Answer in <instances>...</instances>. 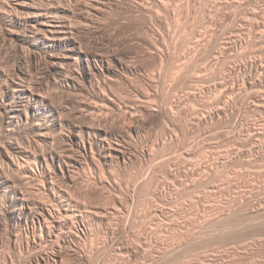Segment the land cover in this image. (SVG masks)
Segmentation results:
<instances>
[{
  "label": "bare ground",
  "instance_id": "bare-ground-1",
  "mask_svg": "<svg viewBox=\"0 0 264 264\" xmlns=\"http://www.w3.org/2000/svg\"><path fill=\"white\" fill-rule=\"evenodd\" d=\"M153 1V0H152ZM150 2L148 0H140L137 9H139L140 13L142 12L145 16L150 14L151 18L159 24L157 27L164 28L167 27L164 23L162 17L160 16L161 11L159 14L154 12L153 6L156 8H160L168 11V0H157ZM182 1V0H181ZM234 1V0H232ZM242 1V0H241ZM247 1V0H245ZM260 1V0H259ZM171 2V1H170ZM178 4L179 1H177ZM194 2V1H193ZM236 2V1H235ZM243 2V1H242ZM114 0H0V46L5 51L6 57L0 60V232L3 231L5 233L4 237L7 239L6 243L9 246L14 247L15 249H22L31 251V254L25 258L23 256L22 261L24 264H96L98 261L96 258L97 256L102 253L100 252V248L96 247L95 245H90L91 247L87 246L85 240L88 239L87 232L83 237L84 231L83 229L80 230V227L87 225V220L85 215H88L91 219L90 215H97L99 216L98 211L96 209H90L86 207L81 200H76L73 198V188L77 187L81 180L93 181L95 183L102 184V186H108L115 192H118L116 195L118 197L120 195H125L127 198L131 196V198L135 197L138 193L130 195V193H125L122 191V187L118 184L119 180L117 181L115 173H117V169H123V167L127 166L129 162H131L135 158V149H134V136H138L140 134V129L137 126L139 124H144V116L160 114V117L165 116L167 114V118L170 119L171 125H175L178 121L179 113L183 114L182 108L186 102L193 99H198V95L191 92L187 93V100H176L171 102V97L166 99L170 100L171 103L167 101L165 105L168 104V109L165 114L162 115L164 112L161 111L162 106L158 109L156 106L158 103L157 100L160 101L161 94L159 93V89L163 87V80L161 82L160 75L156 78L148 77L142 82L145 81L146 86L141 88L135 87L133 85V78L136 76H140V72L136 66H131L132 64L125 61L124 58L120 57L117 52L113 49V45L110 41L109 35L103 33L104 26L102 25L103 22H100V19L106 17L109 12V9L113 5ZM202 3V2H201ZM239 3V2H238ZM246 2H244L245 4ZM250 3V2H249ZM254 3V2H253ZM135 4V3H134ZM170 4V3H169ZM190 4V2H189ZM230 4V3H229ZM233 4V2H232ZM243 4V5H244ZM130 5V4H129ZM181 5H183L181 3ZM227 5V3H226ZM231 5V4H230ZM229 5V6H230ZM237 5V4H236ZM240 5V4H238ZM261 5V4H260ZM179 6V5H178ZM188 6V5H187ZM190 6V5H189ZM251 6V5H250ZM253 6V5H252ZM131 7V6H130ZM133 7V6H132ZM131 7V8H132ZM171 8V6H169ZM181 7V6H180ZM186 7V6H185ZM196 7V6H195ZM239 7V6H238ZM248 7V6H247ZM254 7V6H253ZM259 7V6H258ZM115 8V7H114ZM169 8V9H170ZM177 8V7H176ZM189 8V7H187ZM191 8V7H190ZM223 8V7H221ZM226 8V7H225ZM232 8V7H230ZM229 8V9H230ZM240 8V7H239ZM246 8V6H245ZM252 8V7H251ZM264 8V7H263ZM173 9V8H172ZM175 9V8H174ZM183 9V8H182ZM227 9V10H229ZM235 9V7H234ZM243 9V8H242ZM241 9V11H243ZM254 9V8H253ZM257 9V8H256ZM255 12L256 13V10ZM190 10V9H189ZM236 10V9H235ZM235 10L233 12H235ZM245 10V9H244ZM261 10V9H260ZM179 11L178 9L176 10ZM181 11V9H180ZM195 12V10H193ZM197 11V9H196ZM246 11V10H245ZM135 12V11H134ZM137 12V11H136ZM182 12V11H181ZM191 12V11H190ZM193 12V13H194ZM240 12V11H239ZM253 12V11H252ZM258 12V11H257ZM264 12V10H263ZM163 13V12H162ZM179 13V12H178ZM187 13V12H186ZM198 13V11H197ZM195 13V14H197ZM242 13V12H241ZM250 13V12H249ZM175 14V13H173ZM172 14V15H173ZM177 14V13H176ZM175 14V15H176ZM200 14V13H199ZM253 14V13H251ZM258 14V13H257ZM166 15V13L164 14ZM180 15V14H179ZM189 15V14H188ZM228 15V14H227ZM133 16V15H132ZM167 16V15H166ZM169 17L171 15H168ZM182 16V15H181ZM247 16V15H246ZM249 16V15H248ZM142 17V16H141ZM187 17V16H186ZM191 17V16H189ZM187 17V18H189ZM230 16H228L229 18ZM259 17V16H258ZM143 18V17H142ZM183 18V17H182ZM195 18V17H194ZM198 18V17H197ZM200 18V17H199ZM232 18V17H231ZM245 18V17H244ZM247 18V17H246ZM250 18H252L250 16ZM249 18V20H250ZM255 18V16H254ZM264 18V17H261ZM110 19V18H109ZM169 19V18H168ZM172 19V17H171ZM177 19V17L175 18ZM180 19V18H178ZM233 19V18H232ZM242 19V18H241ZM104 20V19H103ZM108 20V19H107ZM137 20V19H136ZM146 20V19H145ZM181 20V19H180ZM192 20V19H191ZM197 20V19H196ZM239 20V19H238ZM257 20V19H255ZM105 21V20H104ZM135 21V20H134ZM147 21V20H146ZM149 21V20H148ZM167 21V20H165ZM178 21V20H177ZM193 21V20H192ZM191 21V22H192ZM195 21V20H194ZM244 21V20H243ZM248 21V20H247ZM253 21V20H252ZM260 21V20H259ZM149 24L154 26V23ZM173 22V20H172ZM176 22V21H175ZM180 22V21H179ZM196 22V21H195ZM258 22V21H257ZM102 23V24H101ZM136 23V22H135ZM151 23V22H150ZM174 23V22H173ZM193 23V22H192ZM236 23V22H235ZM241 23V22H240ZM239 23V25H240ZM253 23V22H252ZM256 23V22H255ZM106 24V23H105ZM137 24V23H136ZM195 24V23H193ZM199 24V22H198ZM135 25V24H134ZM169 25V24H168ZM180 25V23L178 24ZM182 25V24H181ZM180 25V26H181ZM188 25V24H186ZM200 25V24H199ZM251 25V24H250ZM253 25V24H252ZM251 25V26H252ZM260 25V24H258ZM137 26V25H136ZM139 26V25H138ZM144 26V25H143ZM142 26V27H143ZM156 26V24H155ZM185 26V25H183ZM191 26V25H190ZM211 26V25H210ZM243 26V25H242ZM197 27V26H196ZM235 27V25H234ZM241 27V26H240ZM250 27V26H249ZM144 28V27H143ZM153 28V27H152ZM156 28V27H155ZM169 28V27H168ZM167 28V29H168ZM171 28V27H170ZM169 28V29H170ZM176 28V26L174 27ZM185 28V27H184ZM183 28V29H184ZM194 28V27H193ZM192 28V29H193ZM198 28V27H197ZM197 28L195 30H197ZM244 28V27H243ZM247 28V27H246ZM158 29V28H157ZM161 30V28H159ZM179 29V28H178ZM186 29V28H185ZM184 29V30H185ZM189 29V28H188ZM199 29V28H198ZM208 29V28H207ZM212 29V26H211ZM235 29V28H232ZM239 29V27H238ZM153 31V29H151ZM210 30V29H209ZM259 30V29H258ZM263 30V29H262ZM156 31V30H155ZM154 31V36L156 39L161 38L158 36H162ZM159 31V30H158ZM162 31V30H161ZM170 31V30H169ZM180 31V30H179ZM201 31V30H200ZM241 31V30H240ZM250 31V30H249ZM248 31V33H249ZM264 31V30H263ZM194 32V29H193ZM208 32V31H207ZM206 32V33H207ZM210 32V31H209ZM208 32V33H209ZM253 32V31H252ZM262 34V31H260ZM164 33V31H163ZM167 33V32H166ZM175 33V32H173ZM182 33V32H181ZM196 33V32H195ZM201 33V32H200ZM203 33V32H202ZM201 33V34H202ZM223 33V32H222ZM245 33V32H244ZM259 33V32H257ZM152 34V33H151ZM158 34V35H157ZM177 34V32H176ZM185 34V33H183ZM205 34V33H204ZM213 34V33H212ZM228 34V33H227ZM236 34V33H235ZM234 34V36H235ZM253 34V33H252ZM264 34V32H263ZM190 35V34H189ZM211 35V34H210ZM220 35V33H219ZM222 35V34H221ZM233 35V34H232ZM246 35V34H244ZM150 36V34H149ZM165 36V35H164ZM167 36V35H166ZM165 36V37H166ZM179 36V35H178ZM182 36V35H181ZM180 36V37H181ZM188 36V33L187 35ZM195 36V34H194ZM202 36V35H201ZM199 36V37H201ZM207 36V35H206ZM204 36V37H206ZM223 36V35H222ZM249 36V35H248ZM247 36V37H248ZM254 36V35H253ZM261 35H259L260 37ZM263 36V35H262ZM152 37V36H151ZM154 37V38H155ZM164 39L162 40L167 43ZM180 37L178 39H180ZM193 37V36H190ZM203 37V39H204ZM211 37V36H210ZM219 37V36H218ZM231 37V35H230ZM233 37V36H232ZM244 37V36H243ZM146 38V35H145ZM176 38V35H175ZM174 38V39H175ZM182 38V37H181ZM208 38V37H206ZM221 38V37H220ZM219 38V39H220ZM242 38V37H240ZM250 38V36L248 37ZM247 38V39H248ZM255 38V37H254ZM257 38V37H256ZM262 38V37H261ZM159 39V40H161ZM177 39V40H178ZM184 39V38H183ZM187 39V38H186ZM190 39V38H189ZM194 39V38H193ZM196 39V37H195ZM198 39V38H197ZM202 39V40H203ZM226 39V38H225ZM236 39V38H234ZM233 39V40H234ZM251 39V38H250ZM172 40V39H171ZM181 40V39H180ZM190 39L189 41H191ZM207 40V39H206ZM209 40V39H208ZM211 40V39H210ZM230 40V39H228ZM261 40V39H259ZM111 45L107 47H102L103 42ZM158 41V40H157ZM187 41V40H186ZM197 40H195L196 42ZM255 41V40H254ZM262 41V40H261ZM147 42V40H146ZM172 43L167 44V47L163 43L161 46V42H154L153 40H149L147 42L148 46L152 47L150 50H153L151 54L157 58V61L160 62V66L162 67L163 73L167 72L168 76H179V82H183L185 76H190V73L193 72L196 74V65L194 63L187 64L185 62H181L178 54L177 48L173 46L174 41H170ZM177 42V41H176ZM224 42V41H223ZM221 41V45L223 43ZM235 42V41H234ZM244 42V41H242ZM263 42V41H262ZM156 43V44H155ZM160 43V45H159ZM184 43V41H183ZM188 43V42H185ZM254 43V42H253ZM115 44V43H114ZM192 44V42H191ZM195 44V43H194ZM214 44V43H213ZM262 44V43H261ZM260 44V45H261ZM205 45V44H203ZM235 45V44H234ZM244 45V44H243ZM249 45V44H247ZM259 45V44H258ZM115 46V45H114ZM186 47V44H184ZM199 46V45H198ZM197 46V47H198ZM213 46V45H211ZM223 46V45H222ZM231 46V45H230ZM262 46V45H261ZM100 47V50L93 51V48ZM166 47V48H165ZM178 47V46H177ZM182 47V46H181ZM184 47V48H185ZM188 47V46H187ZM193 46L192 48H194ZM203 47V46H202ZM219 47H221L219 45ZM225 47V45H224ZM240 47V46H238ZM258 47V46H256ZM0 48V50H1ZM204 48V47H203ZM214 48V47H213ZM217 48V47H216ZM229 48V47H228ZM234 48V47H233ZM260 48V47H259ZM263 48V46H262ZM202 49V48H201ZM201 49L200 50L201 52ZM258 49V48H257ZM181 50V48H180ZM191 50V49H190ZM194 50V49H193ZM192 50V51H193ZM196 50V49H195ZM204 50V49H203ZM231 50V49H229ZM184 51V50H183ZM207 51V49H206ZM205 51V52H206ZM209 51V50H208ZM217 51V50H216ZM223 51V50H222ZM3 52V51H2ZM119 52V51H118ZM189 52V51H188ZM187 52V53H188ZM191 52V51H190ZM199 53L198 51H196ZM254 52V51H253ZM4 53V54H5ZM181 53V51H180ZM194 53V52H193ZM195 53V54H197ZM202 53V52H201ZM212 53V52H211ZM219 53V52H218ZM229 53V52H228ZM241 53V52H240ZM15 55V64L9 65L7 57L10 55ZM194 54V55H195ZM230 54V53H229ZM228 54V55H229ZM262 54V53H261ZM182 57L184 54H181ZM202 55V54H201ZM220 55V54H219ZM238 55V54H237ZM254 55V54H253ZM259 56V54H257ZM210 56V55H209ZM223 56V54H222ZM4 57V56H3ZM154 57V58H155ZM181 57V56H180ZM214 57V56H213ZM225 57V56H224ZM239 57V56H238ZM256 57V55H255ZM260 57V56H259ZM184 58V57H183ZM190 58V57H189ZM188 58V59H189ZM198 59V57H196ZM201 58H203L201 56ZM231 58V57H230ZM264 58V57H263ZM187 59V60H188ZM191 59V58H190ZM189 59V60H190ZM194 59V58H193ZM205 59V58H203ZM214 59V58H213ZM219 59V58H218ZM224 59V58H223ZM237 59V58H236ZM240 59V58H239ZM259 59V58H258ZM261 59V58H260ZM207 60V59H206ZM210 60V59H209ZM221 60V58H220ZM263 60V59H261ZM197 61V60H195ZM201 61V60H199ZM214 61V60H213ZM219 61V60H217ZM234 61V60H233ZM236 61H239L238 59ZM243 63V60H241ZM252 61V60H251ZM188 62V61H187ZM193 62V61H192ZM204 62V61H203ZM227 62V61H226ZM254 62V61H253ZM257 62V61H256ZM263 62V61H262ZM132 63V62H131ZM133 63H135L133 61ZM183 63H186L183 65ZM200 63V62H199ZM207 63V62H205ZM209 63V62H208ZM217 63V62H216ZM232 63V62H231ZM245 63V62H244ZM243 63V64H244ZM157 64V63H156ZM198 64V63H197ZM215 64V63H214ZM252 64V63H251ZM260 64V63H259ZM137 65V64H136ZM201 65V63H200ZM205 65V64H204ZM221 65V64H220ZM233 65V64H232ZM206 66V65H205ZM227 66V65H225ZM224 66V67H225ZM237 66V64H236ZM250 66V65H249ZM257 66V65H256ZM255 66V67H256ZM262 66V65H260ZM202 67V66H201ZM218 67V66H217ZM215 67V68H217ZM223 67V68H224ZM234 67V66H233ZM251 67V66H250ZM253 67V66H252ZM159 68V67H158ZM205 68V67H203ZM231 68V67H230ZM242 68V67H241ZM202 69V68H200ZM207 69V68H205ZM204 69V70H205ZM237 69H239L237 67ZM253 69V68H252ZM255 69V68H254ZM257 69V68H256ZM261 69V67H259ZM258 69V73L260 72ZM264 69V68H263ZM262 69V70H263ZM208 70V69H207ZM220 70V68L218 69ZM222 70V69H221ZM220 70V71H221ZM228 70V69H227ZM231 70V69H230ZM233 70V69H232ZM146 71V70H145ZM210 71V70H208ZM217 71V70H214ZM219 71V72H220ZM237 71V70H236ZM245 71V70H244ZM249 71V70H248ZM34 72H37L38 78L34 76ZM160 72V71H159ZM203 72V71H202ZM212 72V71H211ZM211 72L209 74H211ZM239 72V71H238ZM264 72V71H262ZM261 72V73H262ZM157 73V72H156ZM198 73V72H197ZM228 73V72H227ZM241 73V72H240ZM249 73V72H248ZM254 73V72H253ZM260 73V75H261ZM145 74V73H144ZM148 74V73H147ZM152 73H150L151 75ZM161 74V73H160ZM166 74V73H165ZM193 74V73H192ZM199 74V73H198ZM203 74V73H202ZM213 74V73H212ZM224 74V73H223ZM239 74V73H238ZM149 75V76H150ZM163 78H164V74ZM206 75V74H205ZM218 75V74H217ZM244 75V74H242ZM142 76V75H141ZM157 76V75H156ZM167 75H165L166 77ZM167 76V77H168ZM192 76V75H191ZM194 76V75H193ZM196 76V75H195ZM200 76V75H199ZM220 76V75H219ZM222 76V75H221ZM257 76V74H256ZM147 77V76H145ZM162 77V76H161ZM166 77V78H167ZM198 77V76H197ZM205 77V76H204ZM244 77V76H243ZM242 77V78H243ZM260 77V76H259ZM263 77V76H262ZM141 78V77H140ZM185 78V79H184ZM202 78V77H201ZM216 78V76H215ZM220 78V77H219ZM249 78V77H248ZM254 78V77H252ZM142 79V78H141ZM184 79V80H183ZM207 79V77H206ZM224 79V78H223ZM222 79V80H223ZM226 79V78H225ZM228 79V78H227ZM245 79V78H243ZM241 79V80H243ZM264 79V78H263ZM175 80V79H174ZM188 80V79H187ZM191 80V79H190ZM210 80V79H209ZM208 80V81H209ZM212 80V79H211ZM218 80V79H217ZM234 80V79H232ZM240 80V81H241ZM251 80V79H250ZM246 80L244 81L243 87L236 88L240 84L236 86H228L230 88L223 90L228 93L234 95L236 89H239L238 93L241 94L243 91H247L250 89L253 93L256 88H258L261 84H264V80H258L257 78L254 81ZM253 80V79H252ZM138 81V80H137ZM166 81V79H165ZM168 81V80H167ZM172 81V79L170 80ZM194 81V80H193ZM200 80L199 82H201ZM228 81V80H227ZM122 82L126 85L128 91L127 93H120L116 90L117 85ZM177 82V78H176ZM211 82H214L212 80ZM217 82V81H215ZM222 82V81H221ZM220 82V83H221ZM225 81L221 83L224 84ZM230 82V81H229ZM144 83V82H143ZM166 83V82H165ZM169 83V82H168ZM186 83V82H185ZM193 83V82H192ZM142 84V85H145ZM167 84V83H166ZM177 84V83H176ZM206 84V83H205ZM209 84V83H208ZM118 85V86H119ZM141 85V84H140ZM180 84H178L179 86ZM209 85H212L209 84ZM207 85V86H209ZM124 86V85H123ZM122 86V88H123ZM172 86V85H171ZM197 86V85H196ZM199 86V84H198ZM206 86V85H205ZM218 89L217 84L215 85ZM193 87V86H192ZM215 87V88H216ZM226 87V86H225ZM119 88V87H117ZM121 88V87H120ZM168 88V86H167ZM166 88V89H167ZM174 88V87H173ZM191 88V87H190ZM202 88V87H201ZM211 88V87H210ZM214 88V89H215ZM236 88V89H235ZM172 89V88H170ZM169 89V90H170ZM189 89V88H187ZM195 89V87H194ZM197 89V88H196ZM199 89V88H198ZM213 89V88H212ZM217 89L215 91H217ZM219 89L220 85H219ZM222 89H224L222 87ZM221 89V91H222ZM262 89V88H260ZM260 89L258 91H260ZM125 90V89H124ZM174 89L173 91H175ZM193 90V89H192ZM202 89H199V91ZM207 90V89H206ZM228 90V91H227ZM241 90V91H240ZM184 91V90H183ZM197 91V92H199ZM210 91V90H209ZM214 91V90H212ZM222 93L225 95V92ZM249 91L250 96L246 93L248 97H252L253 94ZM190 92V91H189ZM196 92V91H195ZM201 92V91H200ZM207 92V91H206ZM211 92V91H210ZM218 92V91H217ZM256 92V91H255ZM264 91L258 92V94H254V102H256L257 107H261L264 110ZM130 93H135V95H131ZM177 93V92H176ZM221 93V96L223 94ZM126 94V95H125ZM170 94V93H168ZM175 94V93H174ZM185 94V93H184ZM201 94V93H200ZM237 94V91L236 93ZM241 94L238 96L240 97ZM163 95V94H162ZM173 95V94H171ZM170 95V96H171ZM204 95V94H203ZM210 95V94H209ZM217 95V94H215ZM214 95V96H215ZM220 95V94H219ZM218 95V96H219ZM232 95L229 98H232ZM252 95V96H251ZM182 96V94H181ZM185 96V97H186ZM208 96V95H206ZM212 96V95H210ZM220 96V98H221ZM236 96V95H235ZM167 97V96H166ZM175 97V96H174ZM227 97V96H226ZM237 97V96H236ZM235 97V98H236ZM202 98V97H201ZM205 98V97H204ZM218 98V97H216ZM215 98V99H216ZM223 98H225L223 96ZM221 98V99H223ZM234 98V97H233ZM244 98V97H243ZM242 98V99H243ZM176 99V98H175ZM181 99V98H180ZM183 99V98H182ZM210 99V98H209ZM239 99V98H237ZM241 99V97H240ZM239 99V100H240ZM199 100H201L199 98ZM206 100V99H205ZM208 100V99H207ZM211 100V99H210ZM218 100V99H217ZM216 100V101H217ZM224 100V99H223ZM238 100V101H239ZM158 101V102H159ZM161 104L163 105L162 102ZM215 101V102H216ZM220 101V100H219ZM216 102L219 111H215V113L227 114L228 112V105L230 104H223V106L218 105ZM227 101V100H226ZM230 100H228L229 102ZM243 101V100H242ZM246 101V100H245ZM159 102V103H160ZM200 102V101H199ZM213 102V100H212ZM225 100L223 101V103ZM247 102V101H246ZM251 102V101H249ZM248 102V103H249ZM253 102V101H252ZM156 105H154V104ZM214 103V102H213ZM221 103V101H220ZM236 103V102H235ZM171 107H170V105ZM189 104V103H188ZM192 104V103H191ZM198 103H195V106ZM210 103H208L209 105ZM239 104V103H238ZM255 104V103H253ZM215 106V103L212 104ZM211 105V106H212ZM233 105V104H231ZM159 106V105H158ZM191 106V105H189ZM203 106V104H202ZM207 106V105H206ZM215 106V107H217ZM165 107V106H164ZM162 108V110L164 109ZM192 107V106H191ZM221 107V108H220ZM237 107V106H236ZM239 107V106H238ZM243 107V106H242ZM256 107V106H255ZM167 108V107H166ZM188 108V107H187ZM193 108V107H192ZM198 108V106H197ZM205 108V107H204ZM211 108V107H207ZM234 108V107H233ZM232 108V109H233ZM189 109V108H188ZM194 109V108H193ZM201 108H198V110ZM214 109V108H212ZM236 109V108H235ZM186 110V109H185ZM190 110V112L195 111ZM203 110V109H202ZM209 110V109H208ZM243 110V109H242ZM257 111V110H256ZM259 111V110H258ZM186 112V111H185ZM206 112V110H205ZM194 113V112H193ZM196 113L199 114L198 111ZM195 113V114H196ZM202 113V112H201ZM200 113V114H201ZM209 113V112H208ZM212 113V112H211ZM214 113V112H213ZM214 113V114H215ZM229 113V112H228ZM243 113V112H242ZM246 113V112H245ZM244 113V115H245ZM185 114V113H184ZM192 114V113H191ZM206 114V113H205ZM214 114H212L214 116ZM162 115V116H161ZM188 115V114H187ZM208 115V114H207ZM210 115L211 117H213ZM233 115V114H232ZM238 115V113H237ZM186 116V115H185ZM199 117V115H197ZM201 116V115H200ZM206 116V115H205ZM204 116V117H205ZM216 116V114H215ZM214 116V117H215ZM152 117V116H151ZM198 121L204 117H196ZM207 117V116H206ZM238 117V116H237ZM252 117V116H251ZM166 118V119H167ZM183 118V116H182ZM193 118V117H192ZM242 118V117H241ZM161 119V118H160ZM181 119V118H180ZM186 119V118H185ZM187 120V119H186ZM193 120V119H192ZM195 120V119H194ZM232 120V119H231ZM236 120V119H235ZM167 121V122H170ZM182 121V120H181ZM188 121V120H187ZM191 121V119H190ZM203 121L202 119L199 121ZM213 121V120H212ZM215 121V120H214ZM249 122V118L247 120ZM251 121V120H250ZM260 121V120H259ZM258 121V122H259ZM162 122V121H161ZM164 122V121H163ZM185 122V121H184ZM204 122V121H203ZM208 122V120H207ZM210 122V121H209ZM240 122V121H239ZM245 122V120H244ZM243 122V123H244ZM183 123V122H180ZM178 123L179 125H182ZM186 123V122H185ZM194 123V122H193ZM192 123V124H193ZM216 123V122H215ZM261 123V122H260ZM184 124V123H183ZM188 124V123H187ZM191 124V122H190ZM195 124V123H194ZM219 124V123H217ZM241 124V123H240ZM249 124V123H248ZM251 124V123H250ZM186 125V124H185ZM184 125V126H185ZM246 126V124H243ZM256 125V123H255ZM260 125V124H259ZM262 125V124H261ZM178 126V125H177ZM195 126V125H193ZM192 126V127H193ZM212 126V125H211ZM233 126V125H232ZM183 128V126H181ZM180 127V128H181ZM190 127V126H189ZM188 127V129H189ZM256 127V126H255ZM258 127V126H257ZM166 128V127H165ZM170 128V127H169ZM185 128V127H184ZM183 128V129H184ZM196 128V127H195ZM194 128V129H195ZM198 128V127H197ZM202 128V127H201ZM247 128V127H246ZM261 128V127H260ZM263 128V127H262ZM164 129V128H163ZM168 129V128H167ZM171 129V128H170ZM173 129V128H172ZM176 129V128H175ZM187 129V130H188ZM208 129V128H207ZM210 129V128H209ZM166 130V129H164ZM169 130V129H168ZM179 130V129H178ZM177 130V131H178ZM181 130V129H180ZM185 130V129H184ZM198 130V129H196ZM171 131V130H170ZM174 131V130H173ZM204 131V130H203ZM235 131V130H234ZM166 132V131H165ZM172 132V131H171ZM176 132V131H175ZM185 132V131H184ZM195 132V131H194ZM242 132V131H241ZM244 132V131H243ZM246 132V131H245ZM249 133H253V136L258 139H263L264 135L258 130L256 131L254 128L248 129ZM179 133V132H177ZM197 133V132H196ZM207 133V132H206ZM224 133V132H223ZM222 133V134H223ZM232 133V132H231ZM237 133V132H236ZM163 134V133H162ZM184 134V133H183ZM204 134V133H203ZM218 134V133H217ZM220 134V133H219ZM225 134V133H224ZM234 134V133H233ZM244 134V133H243ZM248 134V133H247ZM246 134V135H247ZM166 135V134H165ZM170 135V134H169ZM173 135V134H171ZM175 135V134H174ZM179 135V134H178ZM177 135V136H178ZM205 135V134H204ZM207 135V134H206ZM212 134H210L211 136ZM245 135V136H246ZM194 136V135H193ZM200 136V134H199ZM218 136V135H216ZM230 136V135H229ZM234 136V135H233ZM137 137V138H138ZM171 137V136H170ZM190 137V136H189ZM207 137V136H206ZM252 137V136H251ZM165 138V137H164ZM177 138V137H176ZM175 138V139H176ZM188 138V137H187ZM197 138V137H195ZM194 138V139H195ZM213 138V137H212ZM219 138V137H218ZM236 138V137H235ZM179 139V138H178ZM176 139V140H178ZM191 139V138H190ZM193 139V141H194ZM229 139V138H228ZM233 139V137H232ZM138 140V139H137ZM172 142L173 137L171 138ZM170 140V141H171ZM188 140V139H187ZM196 140V139H195ZM199 140V139H198ZM206 140V139H205ZM211 140V139H209ZM218 140V139H217ZM230 140V139H229ZM234 140V139H233ZM264 140V139H263ZM180 141V140H179ZM179 141H177L179 143ZM191 140V142H193ZM208 141V140H207ZM215 141V140H214ZM165 142V141H164ZM176 142V144H177ZM190 142V144H191ZM205 142V141H204ZM218 142V141H216ZM228 142V141H227ZM247 142V141H246ZM254 142V140H253ZM261 142V141H260ZM259 142V143H260ZM264 142V141H263ZM262 142V143H263ZM167 142H165L166 144ZM171 144V142L168 141ZM181 143V142H180ZM188 143V142H187ZM196 143V142H195ZM199 143V141H198ZM239 143V142H238ZM248 143V142H247ZM164 144V146H165ZM184 144V143H183ZM209 144V143H207ZM219 144V143H214ZM213 144V145H214ZM226 144V143H225ZM231 144V143H230ZM237 144V143H236ZM138 145V144H137ZM159 145V144H157ZM168 145V144H167ZM174 145V144H173ZM179 145V144H178ZM197 145V144H196ZM201 145V144H200ZM206 145V144H205ZM211 145V144H210ZM209 145V146H210ZM257 145V144H256ZM151 146V145H150ZM172 146V145H171ZM185 146V144H184ZM190 147V145H188ZM217 146V145H216ZM227 146V145H225ZM235 146V145H233ZM263 146V145H262ZM137 147V146H136ZM152 147V146H151ZM175 147V146H173ZM177 147V146H176ZM186 147V146H185ZM195 147V146H194ZM197 147V146H196ZM195 147V148H196ZM204 147V146H203ZM201 146V148H203ZM230 147V146H229ZM228 147V149H229ZM240 147V146H239ZM260 147V146H259ZM154 148V147H153ZM152 148V149H153ZM194 148V150H195ZM214 148V147H213ZM249 148V147H248ZM252 148V146H251ZM150 149V148H148ZM167 149V148H166ZM178 149V148H177ZM197 149V148H196ZM232 149V148H231ZM235 149V148H234ZM250 149V148H249ZM145 150V148H144ZM163 150V147H162ZM168 150V149H167ZM166 150V151H167ZM172 150V149H171ZM176 150V149H175ZM190 150V149H189ZM211 149L209 148L208 151ZM219 150V149H218ZM217 150V151H218ZM227 150V149H226ZM236 150V149H235ZM234 150V151H235ZM153 151V150H152ZM164 150V152L166 153ZM184 151V150H183ZM190 151H193L192 149ZM200 151V150H199ZM212 151V150H211ZM228 151V150H227ZM233 151V150H232ZM139 152V151H138ZM145 154V151H141ZM147 152V151H146ZM157 152V151H156ZM160 152V151H159ZM158 152V153H159ZM163 152V151H162ZM178 152V151H177ZM176 152V153H177ZM194 152V151H193ZM196 152V151H195ZM194 152V153H195ZM214 152V151H213ZM237 152V151H236ZM250 152V151H249ZM248 152V153H249ZM149 153L151 151L149 150ZM148 153V154H149ZM175 153V152H174ZM188 153V152H187ZM186 153V154H187ZM192 153V154H194ZM206 153V152H205ZM219 153V152H218ZM231 153V152H229ZM235 153V152H234ZM241 153V152H240ZM257 153V152H256ZM262 153V152H261ZM260 153V154H261ZM154 154V151L153 153ZM162 154V153H160ZM190 154V153H189ZM188 154V155H189ZM213 154V153H212ZM222 154V153H221ZM220 154V156H221ZM232 154V153H231ZM238 154V153H237ZM147 155V154H145ZM171 155V154H170ZM208 155V154H207ZM206 155V156H207ZM214 155V154H213ZM223 155V154H222ZM234 155V154H233ZM240 155V154H239ZM150 156V155H148ZM155 156V155H154ZM162 156V155H161ZM174 156V155H172ZM177 156V155H176ZM182 156V155H181ZM180 156V157H181ZM184 156V154H183ZM201 156V155H200ZM205 156V157H206ZM210 156V155H208ZM231 155H229L230 157ZM235 156V155H234ZM253 156V155H252ZM264 156V155H263ZM153 157V155H152ZM179 157V156H177ZM176 157V158H177ZM186 157V155L184 156ZM204 157V156H203ZM219 157V156H218ZM246 157V155L244 156ZM251 157V155H250ZM254 157V156H253ZM262 158V155L258 156ZM141 158V156H140ZM139 158V159H140ZM147 158V157H146ZM154 158V157H153ZM188 158V157H187ZM190 158V156H189ZM199 158V157H198ZM207 158V157H206ZM205 158V159H206ZM209 158V157H208ZM211 158V157H210ZM209 158V159H210ZM214 158V157H212ZM223 158V157H222ZM225 158V157H224ZM237 158V157H236ZM243 158V156H242ZM138 159V160H139ZM180 159V158H179ZM191 159V158H190ZM195 158H192V161ZM217 159V158H216ZM255 159V158H252ZM146 160V159H145ZM151 160V159H150ZM187 160V159H186ZM196 160V159H195ZM203 160V159H200ZM233 160V159H230ZM251 160V159H250ZM137 161V160H136ZM148 161V160H147ZM178 161V160H176ZM181 161V159H180ZM191 161V160H190ZM209 161V160H208ZM214 161V160H213ZM245 161V160H244ZM146 162V161H145ZM185 162V161H184ZM188 162V161H187ZM203 162V161H202ZM223 162V161H222ZM250 162V161H249ZM148 163V162H147ZM205 163V162H204ZM213 163V162H212ZM228 163V162H226ZM235 164V162H233ZM251 163V162H250ZM249 163V164H250ZM187 164V163H186ZM186 164H184L186 166ZM192 164V163H191ZM206 164V163H205ZM210 164V162H209ZM215 164V163H214ZM238 164V163H237ZM236 164V165H237ZM256 164V163H255ZM182 165V163H181ZM183 165V166H184ZM203 165V164H202ZM218 165V164H217ZM246 165V164H245ZM248 165V164H247ZM214 166V165H213ZM228 166V165H227ZM252 166V165H251ZM258 166V165H257ZM129 167V166H128ZM189 167V166H188ZM187 167V168H188ZM197 167V166H196ZM199 167V166H198ZM201 167V166H200ZM204 167V166H203ZM210 167H212L210 165ZM209 167V169H210ZM232 167V165L230 166ZM234 167V166H233ZM237 167V166H236ZM244 167V166H243ZM253 167V166H252ZM183 168V167H180ZM191 168V167H190ZM228 168V167H227ZM246 168V167H245ZM255 168V167H254ZM118 169V170H119ZM127 169V168H126ZM171 169V168H170ZM177 169V168H176ZM199 169V168H198ZM213 169V168H212ZM224 169V168H223ZM244 169V168H243ZM250 169V168H249ZM256 169V168H255ZM254 169V170H255ZM194 170V169H193ZM204 170V169H203ZM220 170V169H219ZM218 170V171H219ZM222 170V169H221ZM228 170V169H227ZM246 170H248L246 168ZM79 171H84V174L79 175ZM116 171V172H115ZM190 171V170H184ZM199 171V170H197ZM216 171V170H215ZM258 171V170H257ZM262 171V170H261ZM260 171V172H261ZM78 174H77V173ZM113 173L112 178L116 181H111L103 176L104 173ZM119 172V171H118ZM176 172V171H175ZM183 172V170H182ZM182 172L180 174H182ZM191 172V171H190ZM200 172V171H199ZM205 172V171H203ZM223 172V171H222ZM230 172V169H229ZM228 172V174H229ZM198 173V172H197ZM210 173V172H209ZM208 173V174H209ZM220 173V171L218 172ZM241 173V172H240ZM246 173V172H245ZM244 173V174H245ZM179 174V175H180ZM217 174V172H216ZM223 174V173H222ZM173 175V174H171ZM189 175V174H188ZM187 175V176H188ZM210 174L209 176H211ZM224 175V174H223ZM230 175V174H229ZM247 175V174H246ZM249 175V174H248ZM257 175V174H256ZM177 176V175H176ZM184 176V175H183ZM196 176V175H195ZM208 176V175H206ZM217 176V175H216ZM214 176V178H220ZM181 177V176H178ZM255 177V175H254ZM258 177V176H257ZM38 178L41 183H38ZM109 178V177H108ZM151 177L150 179H152ZM168 178V177H167ZM170 178V177H169ZM195 178V177H194ZM229 178V177H228ZM121 179V178H120ZM150 180L149 178H146ZM145 179V180H146ZM179 179V178H177ZM199 179V178H198ZM209 179V178H208ZM223 178L222 180H224ZM248 179V178H247ZM257 179V178H256ZM146 180V181H147ZM158 180V179H156ZM176 180V179H174ZM187 180V179H186ZM205 180V179H204ZM210 180V179H209ZM212 180V178H211ZM215 180V179H214ZM218 180V179H217ZM216 180V181H217ZM229 180V179H228ZM246 180V178H245ZM39 184L37 186H33L32 184L36 182ZM145 181L146 185L150 186L149 184L155 181V179L150 180L148 184ZM170 181V180H169ZM177 181V180H176ZM207 181V180H206ZM205 181V182H206ZM215 181V184H216ZM219 181V180H218ZM217 181V182H218ZM255 181V180H254ZM258 181H260L258 179ZM263 181V180H262ZM167 182V181H166ZM178 182V181H177ZM185 182V181H184ZM197 182V181H196ZM195 182V183H196ZM214 182V181H212ZM211 182V183H212ZM227 182V181H226ZM248 182V181H247ZM251 182V181H250ZM64 183V186H61ZM82 183V181H81ZM136 183V182H135ZM139 183V182H138ZM144 182L142 184H145ZM155 183V182H154ZM153 183V184H154ZM157 183V182H156ZM163 183V182H162ZM170 183V182H169ZM172 183V181H171ZM174 183V182H173ZM194 183V184H195ZM204 183V182H203ZM206 182V186L208 185ZM222 183V182H220ZM256 183V182H255ZM261 183V182H260ZM41 184V185H40ZM84 184V183H83ZM152 184V186H153ZM166 183H164L165 185ZM176 184V183H175ZM189 184V183H188ZM201 184V183H200ZM233 184V183H232ZM243 184V183H242ZM246 184V183H245ZM245 184L243 186H245ZM251 184V183H250ZM254 184V183H253ZM36 185V183L34 184ZM86 185V184H85ZM89 185V184H88ZM91 185V182H90ZM144 185V186H146ZM196 185V184H195ZM217 185V184H216ZM221 185V184H220ZM231 185V184H230ZM241 185V184H240ZM257 185V184H256ZM39 186H42L46 190V195L43 192V196L41 195V189ZM136 186V184H135ZM152 186L150 187L152 189ZM170 186V185H169ZM174 186V185H173ZM185 186V185H184ZM190 186V184H189ZM188 186V187H189ZM200 186V185H199ZM211 186L210 184L208 185ZM213 186V185H212ZM215 186V185H214ZM229 186V185H228ZM236 186V185H235ZM247 186V185H246ZM245 186V187H246ZM88 187V186H87ZM137 187V186H136ZM143 187V185H142ZM160 187V186H158ZM163 188V186H161ZM166 187V186H165ZM180 187V186H179ZM187 187V186H186ZM226 187V186H225ZM224 187V188H225ZM233 187V186H231ZM230 187V188H231ZM244 187V188H245ZM249 187V185H248ZM126 188V186H125ZM168 188V187H167ZM184 189L183 187H181ZM194 188V187H193ZM192 188V189H193ZM203 190V187H201ZM200 188V189H201ZM206 188V187H205ZM204 188V189H205ZM221 188V187H220ZM223 188V189H224ZM228 188V187H227ZM243 188V187H242ZM109 189V188H107ZM140 189V188H139ZM144 189V188H143ZM171 190V188H169ZM173 189V188H172ZM179 189V188H178ZM191 189V190H192ZM198 189V188H197ZM207 189V188H206ZM233 189V188H232ZM252 189V188H251ZM250 189V190H251ZM83 190V188H82ZM89 191V189L87 188ZM95 190V189H94ZM101 190V189H100ZM112 190L111 193H112ZM126 190V189H125ZM131 190V189H130ZM136 190V189H134ZM142 190V189H141ZM146 190V189H145ZM165 190V189H163ZM190 190V189H188ZM211 190V189H210ZM209 190V191H210ZM243 190V189H242ZM74 191V190H73ZM109 191V190H108ZM180 191V190H179ZM186 191V189L184 190ZM196 191V190H194ZM201 191V190H200ZM207 191V190H206ZM212 191V190H211ZM218 191V189L214 190ZM220 191V190H219ZM241 191V189H240ZM252 191V190H251ZM41 192V193H40ZM83 192V191H82ZM107 192V191H106ZM105 192V193H106ZM129 192V191H128ZM141 191H139L140 193ZM156 192V190H155ZM161 192V191H160ZM164 192V191H163ZM170 192V191H169ZM176 192V191H175ZM193 192V191H191ZM198 192V191H197ZM202 192V191H201ZM200 192V193H201ZM221 192V191H220ZM225 192V191H224ZM230 192V190H229ZM243 192V191H242ZM249 192V191H247ZM80 193V192H79ZM149 194V192H146ZM157 193V192H156ZM173 193V192H171ZM183 193V192H182ZM188 193V192H187ZM195 193V192H194ZM203 193V192H202ZM206 193V192H205ZM253 193V192H252ZM39 194V195H38ZM114 194V193H113ZM159 194V193H158ZM181 194V193H180ZM190 194V193H189ZM193 194V193H192ZM198 194V193H197ZM212 194V192H211ZM38 195L39 197H36ZM78 194H76L77 196ZM81 195V194H80ZM141 195V194H140ZM147 195V194H145ZM150 195V194H149ZM168 195V194H165ZM175 195V194H174ZM173 195V197H174ZM200 195V194H198ZM218 195V194H217ZM253 195V194H252ZM139 196V195H138ZM137 196V197H138ZM143 196V194H142ZM185 196V195H184ZM187 196V195H186ZM190 196V195H188ZM187 196V197H188ZM194 196V195H193ZM210 196V195H208ZM237 196V195H236ZM242 196V193H241ZM257 196V194H256ZM75 197V196H74ZM141 197V196H140ZM181 197V196H180ZM183 197V196H182ZM250 197V196H249ZM160 198V197H159ZM167 198V197H166ZM172 198V197H171ZM198 198V196H197ZM215 199V197H213ZM238 198V197H237ZM256 198V197H255ZM138 199V198H137ZM143 202L142 198H140ZM147 199V198H145ZM150 199V198H149ZM153 199V198H152ZM156 199V198H155ZM176 199V198H175ZM184 199V198H183ZM187 199V198H186ZM193 199V198H192ZM213 199V200H214ZM235 199V198H234ZM241 199V198H240ZM257 199V198H256ZM114 200V199H113ZM148 200V199H147ZM151 200V199H150ZM149 200V202H150ZM161 200V199H159ZM81 201V202H80ZM140 201V200H139ZM146 201V200H145ZM165 201V200H163ZM162 201V202H163ZM191 201V200H190ZM208 201V200H207ZM215 201V200H214ZM240 202V200H238ZM237 201V202H238ZM244 201V200H243ZM241 201V202H243ZM250 201V200H249ZM133 202V201H132ZM154 202V201H153ZM169 202V201H168ZM193 202V201H191ZM204 202V201H203ZM206 202V201H205ZM217 202V201H216ZM215 202V203H216ZM220 202V201H219ZM231 202V201H230ZM233 202V201H232ZM260 202V201H259ZM90 203V202H88ZM155 203V202H154ZM158 203V202H157ZM165 202H163V205ZM172 203V202H171ZM170 203V204H171ZM176 203V202H175ZM181 203V202H179ZM211 203V202H210ZM256 203V201H255ZM258 203V202H257ZM96 204V203H94ZM118 204V203H117ZM121 204V203H120ZM123 204V203H122ZM121 204V205H122ZM145 204V203H144ZM159 204V203H158ZM169 204V203H168ZM174 203H172L173 205ZM191 204V203H190ZM203 204V203H202ZM209 203L207 202V205ZM225 204V202H224ZM239 204V203H238ZM119 205V204H118ZM150 205V204H149ZM175 205V204H174ZM173 205V207H174ZM180 205V204H179ZM195 205V204H194ZM212 205V204H211ZM219 205V204H218ZM242 204H240L241 206ZM248 205V204H245ZM254 206L253 204H251ZM258 205V204H257ZM106 206V205H105ZM104 206V207H105ZM125 206V205H122ZM133 206V205H132ZM143 206V205H142ZM157 206V204H156ZM162 206V205H161ZM160 206V207H161ZM177 206V205H176ZM193 206V205H192ZM203 206V205H202ZM213 206V205H212ZM216 206V205H215ZM220 206V205H219ZM222 206V205H221ZM237 206V204L235 205ZM239 206V207H240ZM108 207V205H107ZM111 207V206H110ZM121 207V206H120ZM138 207V206H137ZM172 207V208H173ZM194 207V206H193ZM234 207V206H233ZM240 207L242 211L244 209ZM260 207V205L258 206ZM94 208V207H93ZM117 208V207H116ZM115 208V210H116ZM119 208V207H118ZM127 208V207H126ZM130 208V207H129ZM144 208V207H143ZM157 208V207H156ZM165 208V207H164ZM162 208L160 211H154L155 213L160 212L161 215L166 216L167 211ZM170 208V209H172ZM192 208V207H191ZM195 208V207H194ZM202 208V207H201ZM214 208V207H213ZM212 208V209H213ZM226 208V207H225ZM231 208V206L229 207ZM228 208V209H229ZM236 207H234L235 209ZM246 208V207H245ZM254 208V207H253ZM119 208L118 210H120ZM125 209V208H124ZM123 209V210H124ZM145 209V208H144ZM143 209V210H144ZM148 209V208H147ZM168 209V208H167ZM177 209V208H176ZM193 209V208H192ZM204 209V208H202ZM206 209V208H205ZM211 209V210H212ZM216 209V208H214ZM232 209V208H231ZM233 209V210H234ZM249 209V208H248ZM106 210V209H105ZM127 210V209H126ZM150 210V209H149ZM157 210V209H155ZM175 210V209H174ZM183 210V209H180ZM195 210V209H194ZM193 210V211H194ZM223 210V209H222ZM231 210L228 213L219 212V216L217 217V213L215 217L212 219L204 220V224H207L210 232L218 231L221 234H227V237L231 236L234 231L242 228L243 230L245 227L250 226L252 229L256 225L258 226L259 223L264 224V207H260V209H256V213H252L253 215L247 214V216L243 215L246 212L241 213L240 210ZM247 210V209H246ZM254 210V209H253ZM122 211V210H121ZM119 211V212H121ZM146 211V210H145ZM151 211V210H150ZM149 211V212H150ZM169 211V210H168ZM179 211V210H178ZM192 211V210H191ZM209 211V210H208ZM228 211V210H227ZM254 211V212H255ZM103 212V211H102ZM108 212L106 214H102L103 216H108ZM113 212V211H112ZM110 212V214L112 213ZM147 212V213H149ZM170 212V211H169ZM173 212V211H172ZM204 212V211H203ZM253 212V211H252ZM87 213V214H86ZM101 213V212H100ZM114 213V212H113ZM129 213V212H128ZM146 213V212H145ZM174 213V212H173ZM185 213V212H183ZM193 213V212H191ZM201 213V212H200ZM199 213V214H200ZM249 213V212H248ZM109 214V215H110ZM117 214V213H115ZM124 214V213H123ZM122 214V215H123ZM182 214V213H181ZM205 214V213H204ZM114 214H111L112 216ZM154 215V214H153ZM156 214V216H158ZM159 215V216H161ZM187 215V214H186ZM209 215V214H208ZM108 216V217H110ZM130 216V215H129ZM144 216V215H143ZM152 216V215H151ZM158 216V217H159ZM193 216V215H192ZM198 216V214H197ZM203 216V214H202ZM116 217V216H115ZM147 217V216H146ZM145 217V218H146ZM149 217V216H148ZM153 217V216H152ZM155 217V216H154ZM169 217V216H168ZM173 217V216H172ZM170 217V218H172ZM180 217V216H179ZM200 217V216H199ZM100 218V217H99ZM121 218V217H120ZM123 218V217H122ZM157 218V217H156ZM167 218V217H166ZM214 218V219H213ZM107 219V218H106ZM124 219V218H123ZM137 219V218H136ZM163 219V218H162ZM165 219V218H164ZM163 219V220H164ZM202 219V218H201ZM207 219V217H206ZM121 220V219H120ZM139 220V219H138ZM136 220V223L137 221ZM153 220V219H152ZM159 220V218H158ZM162 220V222H163ZM173 220V219H171ZM141 221V220H140ZM165 221V220H164ZM167 221V220H166ZM175 221V220H174ZM203 221V220H201ZM115 222V221H114ZM121 222V221H120ZM119 222V223H120ZM139 222V221H138ZM188 222V221H187ZM186 222V223H187ZM191 222V221H190ZM198 222V221H197ZM110 223V222H109ZM146 223V222H145ZM168 223V222H167ZM196 223V222H195ZM89 224V223H88ZM92 224V223H91ZM90 224V225H91ZM103 224V223H102ZM144 224V223H143ZM141 224V225H143ZM151 224V223H150ZM149 224V225H150ZM177 224V223H175ZM185 224V223H184ZM193 224V223H192ZM202 225V223H200ZM259 224V225H261ZM99 225V224H98ZM118 225V224H117ZM136 225V224H135ZM134 225V226H135ZM155 225V224H154ZM160 225V224H158ZM168 225V224H167ZM187 225V224H185ZM190 225V224H189ZM88 226V225H87ZM86 226V227H87ZM115 226V225H114ZM139 226V225H138ZM164 226V225H163ZM162 226V227H163ZM170 226V225H169ZM204 227V225H202ZM242 226V227H241ZM89 227V226H88ZM179 227V226H178ZM187 227V226H186ZM193 227V226H192ZM240 227V228H239ZM259 227V226H258ZM171 228V227H170ZM174 228V227H173ZM172 228V229H173ZM202 228V227H201ZM200 228V229H201ZM214 228V229H213ZM248 227V229H250ZM260 228V227H259ZM85 229V228H84ZM93 229V228H92ZM115 229V228H114ZM146 230V228H144ZM165 229V228H164ZM168 229V228H167ZM188 229V228H187ZM198 229V228H196ZM203 229V228H202ZM205 229V228H204ZM247 229V230H248ZM108 230V229H107ZM118 230V229H117ZM135 230V229H134ZM138 230V229H137ZM185 230V229H184ZM206 230H208L206 228ZM256 229H253V231ZM258 230V228H257ZM122 231V230H121ZM120 231V232H121ZM173 230H171L172 232ZM177 231V230H176ZM242 231V230H238ZM246 231V229H245ZM249 231V230H248ZM1 232V233H3ZM111 232V231H110ZM119 232V231H117ZM136 232V231H135ZM146 232V231H145ZM170 232V233H171ZM188 232V231H187ZM202 232V231H201ZM200 232V233H201ZM206 232V231H205ZM208 231L207 233L209 236L213 237V235L220 234L215 232V234H210ZM231 232H233L231 234ZM237 232V233H238ZM259 232V231H258ZM3 233V234H4ZM168 233V232H167ZM193 233V231H192ZM197 233V232H196ZM207 233L204 237H208ZM245 233V232H244ZM248 233V232H247ZM250 233V231H249ZM260 233V232H259ZM263 233V232H262ZM145 234V233H144ZM181 234V233H180ZM183 234V233H182ZM185 234V233H184ZM194 234V233H193ZM199 234V233H198ZM196 235L194 241L201 242L200 237ZM204 234V233H203ZM221 234L219 236H221ZM231 234V235H229ZM246 234V233H245ZM251 234V233H250ZM264 234V233H263ZM2 235V234H1ZM93 235V234H92ZM138 235V234H135ZM172 235V234H170ZM169 235V236H170ZM178 235V234H177ZM191 235V234H189ZM234 235V234H233ZM232 235V236H233ZM236 235V232H235ZM255 235V233H254ZM253 235V236H254ZM262 235V234H261ZM3 236V235H2ZM107 236V235H106ZM111 236V235H110ZM149 236V235H148ZM179 236V235H178ZM183 236V235H181ZM185 236V235H184ZM188 236V235H187ZM193 236V235H191ZM193 239V237H191ZM240 236V235H239ZM245 236V235H243ZM252 236V237H253ZM91 237V236H90ZM96 237V235H95ZM136 237V236H135ZM142 237V236H141ZM144 237V236H143ZM142 237V238H143ZM189 237V236H188ZM187 237V238H188ZM236 237V236H235ZM238 237V234H237ZM85 238V240H84ZM126 238V237H125ZM181 238V237H180ZM185 238V237H184ZM210 237H208L209 239ZM210 238V239H213ZM215 238L218 240L217 235ZM243 238V237H242ZM95 239V238H92ZM108 239V238H106ZM114 239V238H113ZM139 239V238H138ZM170 239V238H169ZM189 239V238H188ZM196 239V240H195ZM205 239V238H203ZM248 239V238H247ZM245 239V240H247ZM257 239V238H256ZM101 240V239H100ZM108 240H111L108 239ZM146 240V239H144ZM186 240V238H185ZM215 240V239H214ZM237 240V238H236ZM242 240V239H241ZM239 240V241H241ZM244 240V239H243ZM1 241V240H0ZM89 241V240H87ZM115 241V240H114ZM128 241V240H127ZM170 241V240H169ZM176 241V240H174ZM182 241V240H181ZM180 241V242H181ZM187 241V240H186ZM207 241V240H205ZM249 241V239H248ZM260 242V240H258ZM98 242V241H97ZM111 242V241H110ZM138 242V241H137ZM148 242V241H147ZM178 242V241H177ZM179 242V243H180ZM184 242V240H183ZM189 242V247L192 245ZM204 242V241H203ZM214 242L211 240V243ZM242 242V241H241ZM5 243V242H4ZM4 243H2L4 245ZM87 243V244H86ZM122 243V242H121ZM127 243V242H126ZM136 243V242H135ZM140 243V242H139ZM151 243V242H150ZM187 243V242H184ZM205 243V242H204ZM210 243V242H208ZM210 243V244H211ZM235 243V242H233ZM238 243V241H237ZM240 243V242H239ZM238 243V244H239ZM247 243V242H246ZM104 244V243H103ZM106 244V243H105ZM104 244V245H105ZM148 244V243H147ZM182 244V243H181ZM191 244V245H190ZM198 244V243H196ZM195 244V246H197ZM207 244V245H210ZM215 244V243H214ZM211 244V245H214ZM232 244V243H231ZM244 244V243H242ZM256 244V242H255ZM117 245V243H116ZM131 245V244H130ZM132 245H134L132 243ZM137 245V244H136ZM140 245V244H139ZM146 245V244H145ZM169 245V244H168ZM167 245V246H168ZM187 245V244H186ZM187 245V246H188ZM201 245V244H198ZM206 245V244H205ZM241 245V244H240ZM247 245V244H246ZM5 246V245H4ZM142 246V245H141ZM150 246V245H149ZM155 246V245H154ZM153 246V247H154ZM174 246V245H173ZM178 246V245H176ZM180 246V245H179ZM184 246V245H183ZM194 246V247H195ZM216 246V245H215ZM235 246V245H234ZM254 246V245H253ZM257 246H259L257 244ZM256 246V247H257ZM3 247V246H2ZM124 247V246H122ZM130 247V246H129ZM138 247V245H137ZM147 247V246H146ZM182 247V245H181ZM193 247V246H192ZM193 247V248H194ZM11 248V247H9ZM8 248V249H9ZM108 248V247H106ZM121 248V247H119ZM131 248V247H130ZM140 248V247H139ZM138 248V249H139ZM180 248V247H179ZM184 248V247H182ZM181 248V249H182ZM211 248V247H210ZM4 249V248H3ZM147 249V248H146ZM150 249V248H149ZM172 249V248H171ZM179 249V250H181ZM190 249V248H189ZM188 249V250H189ZM192 249V248H191ZM191 249L189 251H191ZM195 249V248H194ZM206 249V248H205ZM235 249V248H234ZM243 249V248H242ZM21 250V251H22ZM120 250V249H119ZM126 253H130L131 250L129 248L121 249ZM148 250V249H147ZM167 250V247H166ZM176 250V249H175ZM175 250H168L165 251L164 255L161 256L158 260L154 261L150 264H160L163 263L164 260L172 258L175 254ZM184 250V249H183ZM182 250V251H183ZM198 250V249H197ZM204 252V249H202ZM213 250V249H212ZM236 250V249H235ZM238 250V249H237ZM245 250V249H244ZM252 250V249H251ZM258 250V248L256 249ZM2 251V250H1ZM5 251V250H4ZM117 251V250H116ZM154 251V250H153ZM181 251V252H182ZM209 252H211L208 249ZM216 251V250H215ZM220 251V250H218ZM217 251V252H218ZM239 251V250H238ZM241 251V250H240ZM255 250H253L254 252ZM100 252V254H99ZM104 252V251H103ZM107 252V250H106ZM112 252V251H111ZM145 252V251H144ZM155 252V251H154ZM178 252V250H177ZM176 252V253H177ZM196 252V250H195ZM203 252L201 254H203ZM229 252V251H228ZM244 251H242L243 254ZM17 253H20L17 252ZM25 253V252H24ZM105 253V252H104ZM136 253V252H135ZM152 253V250H151ZM160 253V252H159ZM206 253V252H205ZM226 253V252H225ZM248 253V252H247ZM252 253V252H251ZM256 253V252H254ZM5 254H8L7 252ZM14 254V253H13ZM28 254V253H26ZM112 254V253H111ZM117 254V253H116ZM134 254V253H132ZM137 254V253H136ZM162 254V253H161ZM193 254V253H192ZM208 254V253H207ZM211 254V253H209ZM220 254V253H219ZM235 254V253H233ZM260 254V253H259ZM3 255V254H2ZM9 255V254H8ZM102 255V254H101ZM107 255V254H106ZM110 255V254H109ZM118 255V254H117ZM152 255V254H151ZM177 255V254H176ZM183 255V253H182ZM190 253L188 254L189 257ZM198 255V254H197ZM206 255V254H204ZM221 255V254H220ZM226 255V254H225ZM232 255V254H231ZM237 255V254H236ZM239 255V254H238ZM247 255V254H245ZM98 256V257H99ZM114 256V255H113ZM120 256V255H119ZM125 256V255H124ZM127 256V255H126ZM155 256V255H154ZM175 256V255H174ZM179 255V259H180ZM194 256V255H193ZM207 256V255H206ZM205 256V257H206ZM214 256V255H213ZM217 256V255H216ZM233 256V255H232ZM235 256V255H234ZM249 256V255H248ZM253 256V255H252ZM251 256V257H252ZM3 256L0 254V261ZM11 257V255H10ZM20 257V256H18ZM151 257V256H150ZM153 257V256H152ZM169 257V258H168ZM191 257V256H190ZM212 257V255H211ZM224 257V256H223ZM240 257V256H239ZM4 258V257H3ZM122 258V257H121ZM174 258V257H173ZM172 258V259H173ZM232 258V257H231ZM245 259V257L243 256ZM5 259V258H4ZM11 259H14L13 257ZM99 259V258H98ZM110 259V257H109ZM123 259V258H122ZM127 259V258H126ZM147 259V258H146ZM150 259V258H149ZM190 259V258H189ZM207 259V258H205ZM210 259V258H209ZM221 259V258H220ZM240 259V258H239ZM255 259V258H254ZM257 259V257H256ZM255 259V260H256ZM3 260V259H2ZM96 260V262H94ZM106 260V259H105ZM117 260V259H116ZM119 260V259H118ZM183 260V258L181 259ZM188 260V259H187ZM200 260V259H199ZM213 260V259H212ZM215 260H217L215 258ZM252 260V261H255ZM13 261V260H12ZM15 261V260H14ZM13 261V262H14ZM21 261V262H22ZM150 261V260H149ZM175 261L176 258H175ZM185 261V260H184ZM194 261V259H193ZM219 261V258H218ZM258 261V259H257ZM105 262V261H104ZM107 262V260H106ZM112 262V261H111ZM165 262V261H164ZM169 262V261H167ZM172 262V261H171ZM174 262V261H173ZM188 262V261H187ZM223 262V261H222ZM222 262H218L221 264ZM230 262V261H229ZM239 262V261H238ZM248 262V261H247ZM261 262V261H260ZM23 263V262H22ZM125 263V262H124ZM127 263V262H126ZM142 263V262H141ZM177 263V262H176ZM199 263V262H198ZM211 263V262H210ZM237 264V262H235ZM264 264V262H262ZM1 264V262H0ZM11 264V262H10ZM14 264V263H12ZM17 264V263H15ZM19 264V263H18ZM105 264V263H104ZM108 264V263H107ZM114 264V262H113ZM144 264V262H143ZM146 264V263H145ZM168 264V263H167ZM185 264V263H183ZM193 264V263H192ZM202 264V262H201ZM217 264V263H215ZM223 264V263H222ZM240 264V263H239ZM248 264V263H247Z\"/></svg>",
  "mask_w": 264,
  "mask_h": 264
},
{
  "label": "rangeland",
  "instance_id": "rangeland-1",
  "mask_svg": "<svg viewBox=\"0 0 264 264\" xmlns=\"http://www.w3.org/2000/svg\"><path fill=\"white\" fill-rule=\"evenodd\" d=\"M148 1H152V0H148ZM153 1H157V0H153ZM152 1V2H153ZM171 1V2H170ZM180 4H178V2ZM194 1V2H193ZM236 1V2H235ZM243 1V2H242ZM168 0V11L165 12V10L163 9H158L156 7L153 6V10L154 12H156L157 14H159V12L161 11V17L164 21V23H168L166 24L167 27L164 26V28L162 27H157L159 24H157L156 22H154V20L150 17L151 15L150 14H147L146 16L140 11L139 9H137L136 7L139 5L140 3V0H114V3L113 5L111 6V8L109 9V12L108 14L106 15V17L100 19V22H103V26L105 27L104 28V31L103 33H105L106 35H109L110 37V41L113 45V49H114L118 55H120V57L124 58L126 62L132 64L131 66H136L137 69H138V72H140L139 74H141L140 76H136L133 78V85L137 88H141V86L145 88L146 86V82L145 81H141V80H144L145 78H150V77H160L161 79V82L163 80V87L159 89V93L161 94V99L160 101H163L169 97H171L170 99H172L171 102L175 101L176 100H187V93H195L198 95V97L201 99L199 100L196 99V100H189L188 102H186L182 108V113H179V116H178V121L176 123V126L174 125H171L173 123H171L170 119H168L166 116L167 114H165L167 111H169L170 109L172 108H168V104L165 105V103H167V101L169 103L170 100H167L166 102L163 101L162 104L163 105H160L161 102L159 100H157L156 102L158 103V105L156 106L154 103V105L160 109V106H162V108L164 107V109L162 110L161 108V111L164 112L165 109H167L163 114H165V116H162L160 117V114H155V115H149V116H144V120L145 122H143L144 124H139L137 126H140L138 127L140 129V134H139V137L138 136H134L135 138H133V141H134V149L136 152L135 153V158L128 163L127 166L123 167V169H117V173L116 176H113L114 172L111 174V173H104L105 175L103 176L104 178H106V174H107V179L108 180H111V181H116L114 178L116 177H119V178H116L117 181L119 182L118 184H120V187H122V191H124L125 193H130V195L134 194L137 192L138 190V193L135 197L131 198L130 197H126L125 195H120L118 197V195H116L118 192H115L114 190H112L110 187L108 186H105L104 188V185L102 186V184H99V183H95L93 181H88L87 180H81L79 182L80 184H78V186L75 188H73L72 190V194H73V198H75L76 200H81L80 202L83 203L84 205H86V207L88 208V210L90 209H98V207L100 206V209H98V213H99V216L98 214L95 216V215H90L91 216V219L89 217V213L88 215H85L86 217V220H87V225L82 226L80 227V230L83 229L84 233L83 234V237L85 236V233L87 232V235L89 234V237L88 239L84 240L89 243L87 244V246L91 247L92 245H95L97 244L96 247L100 248V252L102 251V255L100 254V256L98 257L97 256V262L96 260L94 262H96V264H150L153 262V259H155L154 261H156V259L158 260L159 258H161V256L164 255L165 251H168V250H175V256L173 255L172 258L170 256L169 260L166 259L163 261V263L161 262L160 264H219L220 262H222L223 264H236L235 262H237V264H263L262 262H264V224H261L258 226L257 225L255 227H253L252 225V229L250 228V226H248L250 229H248V227H245V229L243 230L242 228L238 229V230H242V231H239L236 230L233 232H231V236L227 237V234H221L220 232L218 231H215L213 230L214 232H210V229L212 228H208L206 226H208L207 224H204V220L205 223L207 222L208 218L209 219H212V217H215L216 213H217V217L219 216L218 214H220L219 212H221V214L223 213V211H225L224 213H228L229 211L233 210L234 207H236L235 209L236 210H240V212L242 211V209H240V207H243V205L246 207H244L245 211L243 210L241 213L243 212H246L245 216H249V214L253 215L252 213H256V211L258 209H260V207L262 208V206L264 207V137L263 139H258L256 140L257 138L253 136V133H249L248 132V129L252 127V129L254 128L256 131L258 130V132L262 133L264 135V110L261 108V107H257V104L256 102H254L255 98L253 97L254 94H258V92H261L262 93V90L264 91V84L260 85L258 88H256V90H254V93L248 89L247 91H245L246 93H250L249 91H251V93L253 94L252 97H248L246 95V93L243 91V93L241 94L238 93L239 89H236V88H240V87H243L244 84H241V83H244V81H246L247 79L250 80V81H254L256 80L257 78V81L258 80H264V34H263V30H264V18H261V17H264V0ZM139 2V3H138ZM190 2V4H189ZM202 2V3H201ZM233 2V4H232ZM239 2V3H238ZM244 2H246L244 4ZM250 2V3H249ZM254 2V3H253ZM135 3V4H134ZM138 3V5H137ZM170 3V4H169ZM181 3L183 5H181ZM227 3V5H226ZM231 5H230V4ZM130 4V5H129ZM237 4V5H236ZM240 4V5H238ZM244 4V5H243ZM261 4V5H260ZM179 5V6H178ZM188 5V6H187ZM190 5V6H189ZM230 5V6H229ZM251 5V6H250ZM254 7H253V6ZM132 8H131V7ZM171 6V8L169 7ZM181 6V7H180ZM186 6V7H185ZM196 6V7H195ZM240 8H239V7ZM246 6V8H245ZM248 6V7H247ZM259 6V7H258ZM115 7V8H114ZM177 7V8H176ZM189 7V8H187ZM191 7V8H190ZM223 7V8H221ZM226 7V8H225ZM232 7V8H230ZM235 7V9H234ZM252 7V8H251ZM170 8V9H169ZM173 8V9H172ZM175 8V9H174ZM183 8V9H182ZM230 8V9H229ZM243 8V9H242ZM254 8V9H253ZM257 8V9H256ZM179 10L178 12L176 10ZM181 9V11H180ZM190 9V10H189ZM198 13H197V11ZM229 9V10H227ZM241 9L243 11H241ZM246 11H245V10ZM255 9L258 11L255 12ZM261 9V10H260ZM195 10V12L193 11ZM235 10V12H233ZM135 11V12H134ZM137 11V12H136ZM191 11V12H190ZM240 11V12H239ZM253 11V12H252ZM163 12V13H162ZM187 12V13H186ZM194 12V13H193ZM242 12V13H241ZM250 12V13H249ZM166 13V15H164ZM173 13H177L176 15L173 14ZM197 13V14H195ZM200 13V14H199ZM253 13V14H251ZM258 13V14H257ZM173 14V15H172ZM180 14V15H179ZM189 14V15H188ZM228 14V15H227ZM133 15V16H132ZM168 15H171L170 17ZM182 15V16H181ZM247 15V16H246ZM249 15V16H248ZM143 18H142V17ZM189 18H187V17ZM228 16H230L228 18ZM250 16L252 18H250ZM255 16V18H254ZM259 16V17H258ZM172 17V19H171ZM177 17V19H175ZM183 17V18H182ZM195 17V18H194ZM198 17V18H197ZM200 17V18H199ZM233 19H232V18ZM245 17V18H244ZM247 17V18H246ZM110 18V19H109ZM169 18V19H168ZM180 18V19H178ZM242 18V19H241ZM250 18V20H249ZM105 21H104V20ZM108 19V20H107ZM137 19V20H136ZM147 21H146V20ZM193 21H192V20ZM197 19V20H196ZM239 19V20H238ZM257 19V20H255ZM135 20V21H134ZM149 20V21H148ZM167 20V21H165ZM173 20V22H172ZM178 20V21H177ZM196 22H195V21ZM244 20V21H243ZM248 20V21H247ZM253 20V21H252ZM260 20V21H259ZM176 21V22H175ZM180 21V22H179ZM195 23V24H193ZM258 21V22H257ZM137 24H136V23ZM151 22V23H150ZM153 22L156 24L153 25ZM199 22V24H198ZM236 22V23H235ZM241 22V23H240ZM253 22V23H252ZM256 22V23H255ZM106 23V24H105ZM180 23V25H178ZM240 23V25H239ZM135 24V25H134ZM149 24H152V25H149ZM188 24V25H186ZM252 26H251V25ZM260 24V25H258ZM137 25V26H136ZM139 25V26H138ZM144 25V26H143ZM185 25V26H183ZM191 25V26H190ZM212 26V29H211V26ZM235 25V27H234ZM243 25V26H242ZM144 28H143V27ZM176 26V28H174ZM199 28H197V27ZM241 26V27H240ZM250 26V27H249ZM153 27V28H152ZM156 27V28H155ZM170 29H169V28ZM186 29H185V28ZM194 27V28H193ZM239 27V29H238ZM244 27V28H243ZM247 27V28H246ZM158 28V29H157ZM161 28V30L159 29ZM168 28V29H167ZM179 28V29H178ZM185 30H184V29ZM189 28V29H188ZM194 29V32H193V29ZM197 28V30H195ZM208 28V29H207ZM232 28H235V29H232ZM153 29V31L151 30ZM210 29V30H209ZM259 29V30H258ZM263 29V30H262ZM156 30V31H155ZM159 30V31H158ZM170 30V31H169ZM180 30V31H179ZM201 30V31H200ZM241 30V31H240ZM250 30V31H249ZM154 31L158 34H161L160 32H162V36H158V37H161V38H164L166 40H169L167 41V43L165 41L162 42V40L164 39H161L159 40L158 38L156 39V35L154 36ZM164 31V33H163ZM209 33H208V32ZM249 31V33H248ZM253 31V32H252ZM262 31V34L261 32ZM167 32V33H166ZM175 32V33H173ZM177 32V34H176ZM182 32V33H181ZM196 32V33H195ZM202 34H201V33ZM207 32V33H206ZM223 32V33H222ZM245 32V33H244ZM259 32V33H257ZM152 33V34H151ZM185 33V34H183ZM188 33V36H186ZM205 33V34H204ZM213 33V34H212ZM220 33V35H219ZM228 33V34H227ZM236 33V34H235ZM253 33V34H252ZM150 34V36H149ZM157 34V35H158ZM190 34V35H189ZM195 34V36H194ZM211 34V35H210ZM223 36H222V35ZM233 34V35H232ZM235 34V36H234ZM246 34V35H244ZM145 35H146V38H145ZM165 35V36H164ZM175 35H176V38H175ZM179 35V36H178ZM182 35V36H181ZM202 35V36H201ZM207 35V36H206ZM231 35V37H230ZM250 38H248L249 36ZM254 35V36H253ZM259 35H261L259 37ZM263 35V36H262ZM152 36V37H151ZM182 38H181V37ZM190 36H193V37H190ZM201 36V37H199ZM208 38H206V37ZM211 36V37H210ZM219 36V37H218ZM233 36V37H232ZM244 36V37H243ZM248 36V37H247ZM155 37V38H154ZM180 37V39H178ZM196 37V39H195ZM204 37V39H203ZM221 37V38H220ZM242 37V38H240ZM255 37V38H254ZM257 37V38H256ZM262 37V38H261ZM175 38V39H174ZM184 38V39H183ZM187 38V39H186ZM192 39L191 41H189L190 39ZM194 38V39H193ZM198 38V39H197ZM220 38V39H219ZM226 38V39H225ZM236 38V39H234ZM248 38V39H247ZM172 39V40H171ZM178 39V40H177ZM203 39V40H202ZM207 39V40H206ZM209 39V40H208ZM211 39V40H210ZM230 39V40H228ZM234 39V40H233ZM261 39V40H259ZM149 40H153V43L154 42H161V46L163 45V43L165 44V46L167 47V44L169 43H172L170 41H174L173 42V46H175L176 51L178 50V54H179V58L181 59L180 60V64L181 62H185L187 64H191V63H194L196 65V74L194 73V70L193 72L190 73V76H185V78L187 79H183L184 81L181 83L179 82L178 78L181 77V75H179L178 77L175 76L172 78V76H168L167 72L163 73L162 71V67L160 66V62L157 61V58L154 56V54H151L153 52V50H150V48L152 49V47L148 46L147 42ZM158 40V41H157ZM187 40V41H186ZM195 40H197L195 42ZM255 40V41H254ZM177 41V42H176ZM184 41V43H183ZM221 41L223 42L222 45H221ZM235 41V42H234ZM244 41V42H242ZM185 42H188V43H185ZM192 42V44H191ZM254 42V43H253ZM106 43L108 42H103L102 43V47H107V46H111L109 44L106 45ZM115 43V44H114ZM195 43V44H194ZM214 43V44H213ZM262 43V44H261ZM156 44V43H155ZM184 44H186V47L184 46ZM205 44V45H203ZM235 44V45H234ZM244 44V45H243ZM249 44V45H247ZM259 44V45H258ZM263 48H262V46ZM115 45V46H114ZM160 45V43H159ZM199 45V46H198ZM213 45V46H211ZM219 45L221 47H219ZM225 45V47H224ZM231 45V46H230ZM170 46V44H169ZM178 46V47H177ZM182 46V47H181ZM188 46V47H187ZM193 46H195L194 48H192ZM198 46V47H197ZM204 48H203V47ZM240 46V47H238ZM258 46V47H256ZM165 47V48H166ZM185 47V48H184ZM214 47V48H213ZM217 47V48H216ZM229 47V48H228ZM234 47V48H233ZM260 47V48H259ZM1 48V46H0ZM168 48V47H167ZM181 48V50H180ZM202 48V49H201ZM258 48V49H257ZM191 49V50H190ZM194 49V50H193ZM196 49V50H195ZM198 49H201V52L200 50ZM204 49V50H203ZM207 49V51H206ZM231 49V50H229ZM100 50V47H97V48H93V51H98ZM184 50V51H183ZM193 50V51H192ZM209 50V51H208ZM217 50V51H216ZM223 50V51H222ZM3 51V52H2ZM119 51V52H118ZM152 51V52H151ZM181 51V53H180ZM189 51V52H188ZM191 51V52H190ZM196 51H198L199 53H197ZM206 51V52H205ZM254 51V52H253ZM151 52V53H150ZM188 52V53H187ZM194 52V53H193ZM212 52V53H211ZM219 52V53H218ZM230 54H229V53ZM241 52V53H240ZM5 51L1 48L0 50V60L3 58L6 57V53ZM197 53V54H195ZM262 53V54H261ZM181 54H184L183 57ZM195 54V55H194ZM202 54V55H201ZM220 54V55H219ZM223 54V56H222ZM229 54V55H228ZM238 54V55H237ZM254 54V55H253ZM259 54V56L257 55ZM210 55V56H209ZM256 55V57H255ZM4 56V57H3ZM15 55H10L7 57L6 60H8V64L11 66L13 64H15V58L14 57ZM181 56V57H180ZM201 56L203 58H201ZM214 56V57H213ZM225 56V57H224ZM239 56V57H238ZM155 57V58H154ZM191 59H190V58ZM198 57V59L196 58ZM231 57V58H230ZM186 58V59H185ZM190 60H189V59ZM194 58V59H193ZM214 58V59H213ZM219 58V59H218ZM221 58V60H220ZM224 58V59H223ZM239 61H236L237 59ZM240 58V59H239ZM259 58V59H258ZM263 60H261V59ZM2 59V60H3ZM185 59V61H184ZM188 59V60H187ZM207 59V60H206ZM210 59V60H209ZM197 60V61H195ZM201 60V61H199ZM214 60V61H213ZM219 60V61H217ZM234 60V61H233ZM243 60V63L242 61ZM252 60V61H251ZM133 61L135 63H133ZM188 61V62H187ZM193 61V62H192ZM204 61V62H203ZM227 61V62H226ZM254 61V62H253ZM257 61V62H256ZM263 61V62H262ZM132 62V63H131ZM191 62V63H189ZM201 65H200V63ZM207 62V63H205ZM209 62V63H208ZM217 62V63H216ZM232 62V63H231ZM157 63V64H156ZM186 63H183L186 64ZM198 63V64H197ZM215 63V64H214ZM252 63V64H251ZM260 63V64H259ZM137 64V65H136ZM206 66H205V65ZM221 64V65H220ZM233 64V65H232ZM237 64V66H236ZM227 65V66H225ZM251 67H250V66ZM257 65V66H256ZM262 65V66H260ZM202 66V67H201ZM218 66V67H217ZM225 66V67H224ZM234 66V67H233ZM253 66V67H252ZM256 66V67H255ZM159 67V68H158ZM207 69H205V68ZM217 67V68H215ZM224 67V68H223ZM231 67V68H230ZM237 67L239 69H237ZM242 67V68H241ZM259 67H261V69H259ZM202 68V69H200ZM220 68V70H218ZM253 68V69H252ZM255 68V69H254ZM257 68V69H256ZM205 69V70H204ZM228 69V70H227ZM231 69V70H230ZM233 69V70H232ZM258 69H259V73H258ZM263 69V70H262ZM146 70V71H145ZM214 70H217V71H214ZM237 70V71H236ZM245 70V71H244ZM249 70V71H248ZM160 71V72H159ZM203 71V72H202ZM212 71V72H211ZM220 71V72H219ZM239 71V72H238ZM157 72V73H156ZM199 74H198V73ZM211 72V74H209ZM228 72V73H227ZM241 72V73H240ZM249 72V73H248ZM254 72V73H253ZM262 72V73H261ZM37 72H34V76L36 78H38V74H36ZM145 73V74H144ZM148 73V74H147ZM150 73H152L150 75ZM161 73V74H160ZM193 73V74H192ZM203 73V74H202ZM213 73V74H212ZM224 73V74H223ZM239 73V74H238ZM261 73V75H260ZM159 74V75H158ZM164 74V78H163V75ZM206 74V75H205ZM218 74V75H217ZM244 74V75H242ZM257 74V76H256ZM150 75V76H149ZM157 75V76H156ZM165 75H167L165 77ZM192 75V76H191ZM194 75V76H193ZM196 75V76H195ZM200 75V76H199ZM220 75V76H219ZM222 75V76H221ZM147 76V77H145ZM162 76V77H161ZM198 76V77H197ZM205 76V77H204ZM216 76V78H215ZM244 76V77H243ZM260 76V77H259ZM263 76V77H262ZM142 79H141V78ZM158 77V78H159ZM202 77V78H201ZM207 77V79H206ZM220 77V78H219ZM245 79H243V78ZM249 77V78H248ZM254 77V78H252ZM176 78H177V82H176ZM224 78V79H223ZM226 78V79H225ZM228 78V79H227ZM166 79V81H165ZM172 79V81H170ZM175 79V80H174ZM191 79V80H190ZM210 79V80H209ZM214 80V82H211L212 80ZM218 79V80H217ZM223 79V80H222ZM234 79V80H232ZM243 79V80H241ZM253 79V80H252ZM138 80V81H137ZM168 80V81H167ZM194 80V81H193ZM200 80H202L201 82H199ZM209 80V81H208ZM228 80V81H227ZM241 80V81H240ZM217 81V82H215ZM223 81L225 85H221V83ZM230 81V82H229ZM238 81V83H237ZM167 84H166V83ZM169 82V83H168ZM186 82V83H185ZM193 82V83H192ZM221 82V83H220ZM235 82L237 84H240L238 87H236L235 89V92L233 93L234 95L228 93L229 95H227V92L226 91H223V90H226L230 87H232ZM241 82V83H239ZM120 85L116 87V90H118V92L120 93H127L128 89L126 87L125 84H123L122 82H119ZM177 83V84H176ZM206 83V84H205ZM212 83V85H209V84ZM234 83V84H233ZM141 84V85H140ZM142 84H145V85H142ZM178 84H180L178 86ZM199 84V86H198ZM217 84L218 86V89L217 87L215 86ZM237 84H235L234 86H236ZM124 85V86H123ZM172 85V86H171ZM197 85V86H196ZM206 85V86H205ZM209 85V86H207ZM219 85H220V88L222 89V87L224 89H222L223 92H225V95L222 93L221 89H219ZM232 85V86H231ZM123 86V88H122ZM168 86V88H167ZM193 86V87H192ZM226 86V87H225ZM230 86V87H228ZM121 87V88H120ZM147 87V86H146ZM174 87V88H173ZM191 87V88H190ZM195 87V89H194ZM202 87V88H201ZM211 87V88H210ZM216 87V88H215ZM167 88V89H166ZM172 88V89H170ZM189 88V89H187ZM197 88V89H196ZM202 89L199 91V89ZM213 88V89H212ZM215 88V89H214ZM226 88V89H225ZM262 88V89H260ZM125 89V90H124ZM170 89V90H169ZM174 89H176L175 91H173ZM193 89V90H192ZM207 89V90H206ZM217 89V91H215ZM241 89V88H240ZM260 89V91H258ZM184 90V91H183ZM211 92H210V91ZM214 90V91H212ZM229 90V89H228ZM227 90V91H228ZM190 91V92H189ZM196 91V92H195ZM199 91V92H197ZM207 91V92H206ZM237 91V94H235ZM256 91V92H255ZM177 92V93H176ZM187 92V93H186ZM122 93V94H123ZM170 93V94H168ZM175 93V94H174ZM185 93V94H184ZM201 93V94H200ZM221 93L223 94V96L225 98H223V96H221ZM247 93V94H248ZM264 93V92H263ZM131 95H135V93H130ZM163 94V95H162ZM173 94V95H171ZM182 94V96H181ZM204 94V95H203ZM212 96H210V95ZM217 94V95H215ZM220 94V95H219ZM241 94V99L240 97H238L239 95ZM126 95V94H125ZM133 95V96H134ZM169 95V97H168ZM171 95V96H170ZM208 95V96H206ZM215 95V96H214ZM219 95V96H218ZM232 95V98H229L230 96ZM237 97H236V96ZM250 96V94H248ZM167 96V97H166ZM175 96V97H174ZM186 96V97H185ZM223 98L225 100V102L223 103V99L220 98ZM227 96V97H226ZM202 97V98H201ZM205 97V98H204ZM218 97V98H216ZM234 97V98H233ZM236 97V98H235ZM244 97V98H243ZM163 98V100H162ZM176 98V99H175ZM181 98V99H180ZM183 98V99H182ZM211 100H210V99ZM216 98V99H215ZM239 98V99H237ZM243 98V99H242ZM206 99V100H205ZM208 99V100H207ZM218 99V100H217ZM215 103V106H217L216 102L218 103L219 101V104L220 106H223V104L227 103L229 104L228 105V112L227 114H217L215 113V111H219V108L218 106L215 107L213 102ZM217 100V101H216ZM227 100V101H226ZM228 100H230L228 102ZM239 100V101H238ZM243 100V101H242ZM247 102H246V101ZM160 103H159V102ZM200 101V102H199ZM216 101V102H215ZM251 101V102H249ZM253 101V102H252ZM165 102V103H164ZM236 102V103H235ZM249 102V103H248ZM189 103V104H188ZM192 103V104H191ZM195 103H198L196 104L195 106ZM208 103H210L208 105ZM239 103V104H238ZM255 103V104H253ZM203 104V106H202ZM233 104V105H231ZM170 105V104H169ZM191 105L194 109H196L195 111H191L190 110H194L191 106ZM207 105V106H206ZM212 105V106H211ZM201 108L198 110V108ZM237 106V107H236ZM239 106V107H238ZM243 106V107H242ZM256 106V107H255ZM167 107V108H166ZM171 107V105H170ZM189 109H188V108ZM205 107V108H204ZM207 107H211V108H208ZM224 107V106H223ZM234 107V108H233ZM214 108V109H212ZM217 108V109H216ZM221 108V107H220ZM233 108V109H232ZM236 108V109H235ZM169 109V110H168ZM186 109V110H185ZM203 109V110H202ZM216 109V110H215ZM243 109V110H242ZM206 110V112H205ZM257 110V111H256ZM259 110V111H258ZM186 111V112H185ZM196 111L199 112L196 113ZM216 111V112H217ZM202 112V113H201ZM209 112V113H208ZM212 112V113H211ZM216 116H215V114ZM243 112V113H242ZM246 112V113H245ZM185 113V114H184ZM192 113V114H191ZM196 113V114H195ZM201 113V114H200ZM206 113V114H205ZM238 113V115H237ZM245 113V115H244ZM188 114V115H187ZM208 114V115H207ZM214 114V116L212 115ZM233 114V115H232ZM186 115V116H185ZM197 115H199V117H204V118H201L203 121L199 122L197 118H195L194 116L198 117ZM201 115V116H200ZM210 115H212L213 117H211ZM152 116V117H151ZM183 116V118H182ZM238 116V117H237ZM252 116V117H251ZM193 117V118H192ZM198 117V118H199ZM242 117V118H241ZM161 118V119H160ZM167 118V119H166ZM181 118V119H180ZM188 120H186V119ZM249 118V122L247 121ZM191 119V121H190ZM193 119V120H192ZM195 119V120H194ZM232 119V120H231ZM236 119V120H235ZM182 120V121H181ZM208 120V122H207ZM213 120V121H212ZM215 120V121H214ZM245 120V122H244ZM251 120V121H250ZM260 120V121H259ZM162 121V122H161ZM164 121V122H163ZM167 121H170V122H167ZM186 123H185V122ZM210 121V122H209ZM240 121V122H239ZM259 121V122H258ZM180 122H183V123H180ZM191 122V124H190ZM195 124H194V123ZM216 122V123H215ZM244 122V123H243ZM261 122V123H260ZM178 123L182 124V125H179ZM188 123V124H187ZM193 123V124H192ZM219 123V124H217ZM241 123V124H240ZM249 123V124H248ZM251 123V124H250ZM256 123V125H255ZM186 124V125H185ZM243 124H246L243 125ZM260 124V125H259ZM262 124V125H261ZM178 125V126H177ZM185 125V126H184ZM195 125V126H193ZM212 125V126H211ZM233 125V126H232ZM181 126H183V129ZM190 126V127H189ZM193 126V127H192ZM256 126V127H255ZM258 126V127H257ZM166 127V128H165ZM171 129H170V128ZM181 127V128H180ZM189 127V129H188ZM196 127V128H195ZM198 127V128H197ZM202 127V128H201ZM247 127V128H246ZM261 127V128H260ZM263 127V128H262ZM166 130H164V129ZM169 130H168V129ZM173 128V129H172ZM176 128V129H175ZM195 128V129H194ZM208 128V129H207ZM210 128V129H209ZM179 129V130H178ZM181 129V130H180ZM188 129V130H187ZM198 129V130H196ZM172 132H171V131ZM174 130V131H173ZM178 130V131H177ZM204 130V131H203ZM235 130V131H234ZM166 131V132H165ZM176 131V132H175ZM185 131V132H184ZM195 131V132H194ZM242 131V132H241ZM244 131V132H243ZM246 131V132H245ZM179 132V133H177ZM197 132V133H196ZM207 132V133H206ZM225 134H224V133ZM232 132V133H231ZM237 132V133H236ZM163 133V134H162ZM184 133V134H183ZM205 135H204V134ZM218 133V134H217ZM220 133V134H219ZM223 133V134H222ZM234 133V134H233ZM244 133V134H243ZM248 133V134H247ZM166 134V135H165ZM170 134V135H169ZM173 134V135H171ZM175 134V135H174ZM179 134V135H178ZM200 134V136H199ZM207 134V135H206ZM210 134H212L210 136ZM247 134V135H246ZM178 135V136H177ZM194 135V136H193ZM218 135V136H216ZM230 135V136H229ZM234 135V136H233ZM246 135V136H245ZM171 136V137H170ZM190 136V137H189ZM207 136V137H206ZM252 136V137H251ZM138 137V138H137ZM165 137V138H164ZM173 137V140H175V143L174 141L172 142L171 138ZM177 137V138H176ZM188 137V138H187ZM197 137V138H195ZM213 137V138H212ZM219 137V138H218ZM233 137V139H232ZM236 137V138H235ZM178 140H176V139ZM191 138V139H190ZM196 140H195V139ZM230 140H229V139ZM138 139V140H137ZM188 139V140H187ZM194 139V141H193ZM199 139V140H198ZM206 139V140H205ZM211 139V140H209ZM218 139V140H217ZM171 140V141H170ZM180 140V141H179ZM191 140L193 142H191ZM208 140V141H207ZM215 140V141H214ZM254 140V142H253ZM167 142L165 144V142ZM171 142L170 143H168ZM179 141V143L177 142ZM199 141V143H198ZM205 141V142H204ZM218 141V142H216ZM228 141V142H227ZM248 143H247V142ZM261 141V142H260ZM177 142V144H176ZM181 142V143H180ZM188 142V143H187ZM191 142V144H190ZM196 142V143H195ZM239 142V143H238ZM260 142V143H259ZM263 142V143H262ZM185 146H184V144ZM209 143V144H207ZM214 143H219V144H214ZM226 143V144H225ZM231 143V144H230ZM237 143V144H236ZM138 144V145H137ZM159 144V145H157ZM165 144V146H164ZM168 144V145H167ZM174 144V145H173ZM179 144V145H178ZM197 144V145H196ZM201 144V145H200ZM206 144V145H205ZM211 144V145H210ZM214 144V145H213ZM257 144V145H256ZM152 147H151V146ZM172 145V146H171ZM190 145V147L188 146ZM210 145V146H209ZM217 145V146H216ZM227 145V146H225ZM235 145V146H233ZM263 145V146H262ZM137 146V147H136ZM175 146V147H173ZM177 146V147H176ZM197 148H195V147ZM201 146L203 148H201ZM230 146V147H229ZM240 146V147H239ZM252 146V148H251ZM260 146V147H259ZM154 147V148H153ZM162 147H163V150H162ZM214 147V148H213ZM229 147V149H228ZM250 149H249V148ZM145 148V150H144ZM150 148V149H148ZM153 148V149H152ZM168 150H167V149ZM178 148V149H177ZM195 148V150H194ZM209 148L212 150L208 151ZM232 148V149H231ZM236 150H235V149ZM145 151V154H143L141 151ZM172 149V150H171ZM176 149V150H175ZM192 149L193 151H190ZM219 149V150H218ZM228 151H227V150ZM149 150L151 151V153H149ZM154 151V154L153 151ZM164 150L166 151V153L164 152ZM184 150V151H183ZM200 150V151H199ZM218 150V151H217ZM233 150V151H232ZM235 150V151H234ZM139 151V152H138ZM147 151V152H146ZM157 151V152H156ZM160 151V152H159ZM163 151V152H162ZM178 151V152H177ZM214 151V152H213ZM237 151V152H236ZM250 151V152H249ZM159 152V153H158ZM175 152V153H174ZM177 152V153H176ZM188 152V153H187ZM206 152V153H205ZM219 152V153H218ZM231 152V153H229ZM235 152V153H234ZM241 152V153H240ZM249 152V153H248ZM257 152V153H256ZM262 152V153H261ZM149 153V154H148ZM162 153V154H160ZM187 153V154H186ZM190 153V154H189ZM194 153V154H192ZM214 155H213V154ZM223 155H222V154ZM238 153V154H237ZM261 153V154H260ZM171 154V155H170ZM186 155V157L183 156ZM189 154V155H188ZM210 156H208V155ZM221 154V156H220ZM235 156H234V155ZM240 154V155H239ZM150 155V156H148ZM153 155V157H152ZM155 155V156H154ZM162 155V156H161ZM174 155V156H172ZM179 157H177V156ZM182 155V156H181ZM201 155V156H200ZM207 155V156H206ZM229 155H231L229 157ZM246 155V157H244ZM251 155V157H250ZM254 157H253V156ZM262 155V158L261 157H258ZM141 156V158H140ZM181 156V157H180ZM190 156V158H189ZM204 156V157H203ZM207 158H206V157ZM219 156V157H218ZM243 156V158H242ZM147 157V158H146ZM177 157V158H176ZM188 157V158H187ZM199 157V158H198ZM210 159H209V158ZM214 157V158H212ZM223 157V158H222ZM225 157V158H224ZM237 157V158H236ZM140 158V159H139ZM181 161H180V159ZM192 158H195L193 161H192ZM206 158V159H205ZM217 158V159H216ZM252 158H255V159H252ZM139 159V160H138ZM146 159V160H145ZM151 159V160H150ZM187 159V160H186ZM200 159H203V160H200ZM230 159H233V160H230ZM251 159V160H250ZM137 160V161H136ZM148 160V161H147ZM178 160V161H176ZM191 160V161H190ZM209 160V161H208ZM214 160V161H213ZM245 160V161H244ZM146 161V162H145ZM185 161V162H184ZM188 161V162H187ZM203 161V162H202ZM223 161V162H222ZM251 163H250V162ZM148 162V163H147ZM206 164H205V163ZM210 162V164H209ZM213 162V163H212ZM228 162V163H226ZM235 162V164L233 163ZM182 163V165H181ZM187 163V164H186ZM192 163V164H191ZM215 163V164H214ZM238 163V164H237ZM250 163V164H249ZM256 163V164H255ZM186 164V166L184 165ZM203 164V165H202ZM218 164V165H217ZM237 164V165H236ZM246 164V165H245ZM248 164V165H247ZM184 165V166H183ZM210 165L212 167H210ZM214 165V166H213ZM228 165V166H227ZM232 165V167H230ZM253 167H252V166ZM258 165V166H257ZM129 166V167H128ZM189 166V167H188ZM197 166V167H196ZM199 166V167H198ZM201 166V167H200ZM204 166V167H203ZM234 166V167H233ZM237 166V167H236ZM244 166V167H243ZM180 167H183V168H180ZM188 167V168H187ZM191 167V168H190ZM210 167V169H209ZM228 167V168H227ZM248 170H246V168ZM256 169H255V168ZM127 168V169H126ZM171 168V169H170ZM177 168V169H176ZM199 168V169H198ZM213 168V169H212ZM224 168V169H223ZM244 168V169H243ZM250 168V169H249ZM194 169V170H193ZM204 169V170H203ZM220 169V170H219ZM222 169V170H221ZM228 169V170H227ZM229 169H230V172H229ZM255 169V170H254ZM183 170V172H182ZM184 170H190V171H184ZM199 170V171H197ZM216 170V171H215ZM220 173H218L219 171ZM258 170V171H257ZM262 170V171H261ZM115 171V172H116ZM119 171V172H118ZM176 171V172H175ZM205 171V172H203ZM223 171V172H222ZM261 171V172H260ZM182 172V174H180ZM198 172V173H197ZM210 172V173H209ZM217 172V174H216ZM229 172V174H228ZM241 172V173H240ZM246 172V173H245ZM77 173V172H76ZM79 175L81 174H84V171H79L78 172ZM77 173V174H78ZM209 173V174H208ZM224 175H223V174ZM245 173V174H244ZM173 174V175H171ZM180 174V175H179ZM189 174V175H188ZM212 174L210 177L209 175ZM247 174V175H246ZM249 174V175H248ZM257 174V175H256ZM177 175V176H176ZM184 175V176H183ZM188 175V176H187ZM196 175V176H195ZM208 175V176H206ZM217 175V176H216ZM220 175V178L218 177ZM255 175V177H254ZM111 176H113L114 178H112ZM178 176H181V177H178ZM214 176L218 177V178H214ZM258 176V177H257ZM109 177V178H108ZM151 177H153L152 179H150ZM168 177V178H167ZM170 177V178H169ZM195 177V178H194ZM229 177V178H228ZM121 178V179H120ZM146 178H149L150 180H153L155 179V183L153 184L152 182L150 183V180H147ZM179 178V179H177ZM199 178V179H198ZM210 180H209V179ZM212 178V180H211ZM223 178H225L224 180H222ZM246 178V180H245ZM248 178V179H247ZM257 178V179H256ZM147 181H146V180ZM158 179V180H156ZM176 179V180H174ZM187 179V180H186ZM205 179V180H204ZM215 179V180H214ZM219 181H218V180ZM229 179V180H228ZM258 179L260 181H258ZM39 180H41L40 178H38V183H41ZM170 180V181H169ZM207 180V181H206ZM218 182H217V181ZM255 180V181H254ZM263 180V181H262ZM34 182L32 185L35 187L37 185H39L38 183ZM86 181V182H85ZM116 181V182H117ZM145 181L150 185H146ZM167 181V182H166ZM172 181V183H171ZM185 181V182H184ZM197 181V182H196ZM209 182L207 183L208 185L210 184L211 186L209 187L208 185L206 186V182ZM214 181V182H212ZM215 181H216V184H215ZM227 181V182H226ZM248 181V182H247ZM251 181V182H250ZM90 182H91V185H90ZM136 182V183H135ZM139 182V183H138ZM145 183V184H142V183ZM157 182V183H156ZM163 182V183H162ZM170 182V183H169ZM174 182V183H173ZM196 182V183H195ZM204 182V183H203ZM212 182V183H211ZM222 182V183H220ZM256 182V183H255ZM261 182V183H260ZM36 183V185H34ZM84 183V184H83ZM164 183H166L164 185ZM176 183V184H175ZM190 186H189V184ZM196 185H195V184ZM201 183V184H200ZM233 183V184H232ZM243 183V184H242ZM246 183V184H245ZM251 183V184H250ZM254 183V184H253ZM63 185L61 186H64L65 184L64 183H61ZM86 184V185H85ZM89 184V185H88ZM136 184V186H135ZM153 184V186H152ZM221 184V185H220ZM231 184V185H230ZM241 184V185H240ZM245 184V186H243ZM257 184V185H256ZM41 185V184H40ZM143 185V187H142ZM146 185V186H144ZM170 185V186H169ZM174 185V186H173ZM185 185V186H184ZM200 185V186H199ZM213 185V186H212ZM215 185V186H214ZM229 185V186H228ZM236 185V186H235ZM249 185V187H248ZM88 186V187H87ZM126 186V188H125ZM152 186V189L150 188ZM160 186V187H158ZM163 186V188L161 187ZM166 186V187H165ZM180 186V187H179ZM187 186V187H186ZM189 186V187H188ZM226 186V187H225ZM233 186V187H231ZM40 188H43L42 186H39ZM168 187V188H167ZM181 187H183L184 189H182ZM194 187V188H193ZM203 187V190L202 188ZM207 189H206V188ZM221 187V188H220ZM225 187V188H224ZM228 187V188H227ZM231 187V188H230ZM243 187V188H242ZM245 187V188H244ZM83 188V190H82ZM87 188L89 189V191L87 190ZM109 188V189H107ZM140 188V189H139ZM144 188V189H143ZM171 188V190L169 189ZM173 188V189H172ZM179 188V189H178ZM193 188V189H192ZM198 188V189H197ZM201 188V189H200ZM205 188V189H204ZM224 188V189H223ZM233 188V189H232ZM252 188V189H251ZM95 189V190H94ZM101 189V190H100ZM126 189V190H125ZM131 189V190H130ZM136 189V190H134ZM142 189V190H141ZM146 189V190H145ZM165 189V190H163ZM186 189V191H184ZM190 189V190H188ZM192 189V190H191ZM212 191H211V190ZM218 189V191H214ZM241 189V191H240ZM243 189V190H242ZM252 191H251V190ZM109 190V191H108ZM112 190V193L111 191ZM156 190V192H155ZM180 190V191H179ZM196 190V191H194ZM203 192H201V191ZM207 190V191H206ZM210 190V191H209ZM221 192H220V191ZM230 190V192H229ZM83 191V192H82ZM107 191V192H106ZM129 191V192H128ZM139 191H141L139 193ZM161 191V192H160ZM164 191V192H163ZM170 191V192H169ZM176 191V192H175ZM193 191V192H191ZM198 191V192H197ZM225 191V192H224ZM243 191V192H242ZM249 191V192H247ZM42 192V193H41ZM41 195L39 196H43V192L44 194L46 195V190L43 188L41 189ZM80 192V193H79ZM106 192V193H105ZM146 192H149L146 193ZM173 192V193H171ZM183 192V193H182ZM188 192V193H187ZM195 192V193H194ZM201 192V193H200ZM206 192V193H205ZM212 192V194H211ZM253 192V193H252ZM114 193V194H113ZM116 193V194H115ZM159 193V194H158ZM181 193V194H180ZM190 193V194H189ZM193 193V194H192ZM200 195H198V194ZM241 193H242V196H241ZM76 194H78L76 196ZM81 194V195H80ZM119 194V193H118ZM141 194V195H140ZM143 194V196H142ZM147 194V195H145ZM165 194H168V195H165ZM175 194V195H174ZM218 194V195H217ZM253 194V195H252ZM257 194V196H256ZM38 195H36V197H39ZM139 195V196H138ZM174 195V197H173ZM185 195V196H184ZM190 195V196H187ZM194 195V196H193ZM210 195V196H208ZM237 195V196H236ZM75 196V197H74ZM138 196V197H137ZM141 196V197H140ZM181 196V197H180ZM183 196V197H182ZM198 196V198H197ZM250 196V197H249ZM44 197V196H43ZM160 197V198H159ZM167 197V198H166ZM172 197V198H171ZM215 197V199L213 198ZM238 197V198H237ZM257 199H256V198ZM138 198V199H137ZM143 200V202L141 201V199ZM147 198V199H145ZM151 200H150V199ZM153 198V199H152ZM156 198V199H155ZM176 198V199H175ZM184 198V199H183ZM187 198V199H186ZM193 198V199H192ZM235 198V199H234ZM241 198V199H240ZM114 199V200H113ZM161 199V200H159ZM215 201H214V200ZM140 200V201H139ZM146 200V201H145ZM150 200V202H149ZM165 200V201H163ZM193 202H191V201ZM208 200V201H207ZM240 200V202L238 201ZM244 200V201H243ZM250 200V201H249ZM133 201V202H132ZM155 203H154V202ZM165 202L163 205V202ZM169 201V202H168ZM204 201V202H203ZM206 201V202H205ZM217 201V202H216ZM220 201V202H219ZM231 201V202H230ZM233 201V202H232ZM238 201V202H237ZM243 201V202H241ZM256 201V203H255ZM260 201V202H259ZM90 202V203H88ZM159 204H158V203ZM174 203V207L172 205V203ZM176 202V203H175ZM181 202V203H179ZM207 202L209 203L207 205ZM211 202V203H210ZM216 202V203H215ZM225 202V204H224ZM258 202V203H257ZM96 203V204H94ZM119 205H118V204ZM122 205H125V206H122ZM145 203V204H144ZM169 203V204H168ZM171 203V204H170ZM191 203V204H190ZM203 203V204H202ZM239 203V204H238ZM150 204V205H149ZM157 204V206H156ZM180 204V205H179ZM195 204V205H194ZM213 206H212V205ZM220 206H219V205ZM237 204V206H235ZM240 204H242L240 206ZM245 204H248V205H245ZM251 204H253L254 206H252ZM258 204V205H257ZM106 205V206H105ZM108 205V207H107ZM133 205V206H132ZM143 205V206H142ZM162 205V206H161ZM177 205V206H176ZM195 207H193V206ZM203 205V206H202ZM216 205V206H215ZM222 205V206H221ZM260 205V207H258ZM105 206V207H104ZM111 206V207H110ZM121 206V207H120ZM138 206V207H137ZM161 206V207H160ZM231 206V208H229ZM234 206V207H233ZM240 206V207H239ZM94 207V208H93ZM117 207V208H116ZM121 208L120 210H118L119 208ZM127 207V208H126ZM130 207V208H129ZM145 209H144V208ZM157 207V208H156ZM165 207V208H164ZM173 207V208H172ZM193 209H192V208ZM204 209H202V208ZM216 209H214V208ZM226 207V208H225ZM254 207V208H253ZM116 208V210H115ZM125 208V209H124ZM148 208V209H147ZM162 208H164L168 213L166 216L164 215H161L160 212H157L155 213L156 211H160ZM168 208V209H167ZM172 208V209H170ZM177 208V209H176ZM206 208V209H205ZM213 208V209H212ZM229 208V209H228ZM249 208V209H248ZM106 209V210H105ZM124 209V210H123ZM127 209V210H126ZM144 209V210H143ZM151 211H150V210ZM157 209V210H155ZM175 209V210H174ZM180 209H183V210H180ZM195 209V210H194ZM212 209V210H211ZM223 209V210H222ZM234 209V210H235ZM247 209V210H246ZM254 209V210H253ZM257 209V210H256ZM122 210V211H121ZM146 210V211H145ZM163 210V209H162ZM170 212H169V211ZM179 210V211H178ZM192 210V211H191ZM194 210V211H193ZM209 210V211H208ZM221 210V211H220ZM228 210V211H227ZM233 210V211H234ZM256 210V211H255ZM106 214L107 211L108 212V216H110L111 214H114L110 217H106V216H103L101 217L102 214H104L103 212ZM114 213H113V212ZM121 211V212H119ZM150 211V212H149ZM155 211V212H154ZM174 213H173V212ZM204 211V212H203ZM253 211V212H252ZM255 211V212H254ZM101 212V213H100ZM110 212H112L110 214ZM129 212V213H128ZM146 212V213H145ZM149 212V213H147ZM185 212V213H183ZM193 212V213H191ZM201 212V213H200ZM249 212V213H248ZM117 213V214H115ZM124 213V214H123ZM161 215V216H156V214ZM182 213V214H181ZM200 213V214H199ZM205 213V214H204ZM87 214V213H86ZM110 214V215H109ZM123 214V215H122ZM154 214V215H153ZM187 214V215H186ZM198 214V216H197ZM203 214V216H202ZM209 214V215H208ZM220 214V215H221ZM130 215V216H129ZM144 215V216H143ZM153 217H152V216ZM193 215V216H192ZM213 215L211 218L208 217V216H211ZM116 216V217H115ZM147 216V217H146ZM149 216V217H148ZM155 216V217H154ZM169 216V217H168ZM173 216V217H172ZM180 216V217H179ZM200 216V217H199ZM100 217V218H99ZM121 217V218H120ZM124 219H123V218ZM146 217V218H145ZM157 217V218H156ZM167 217V218H166ZM172 217V218H170ZM207 217V219H206ZM107 218V219H106ZM137 218V219H136ZM159 218V220H158ZM165 220H163V219ZM202 218V219H201ZM121 219V220H120ZM139 219V220H138ZM153 219V220H152ZM173 219V220H171ZM214 219V218H213ZM136 220L137 223H136ZM141 220V221H140ZM163 220V222H162ZM167 220V221H166ZM175 220V221H174ZM203 220V221H201ZM115 221V222H114ZM121 221V222H120ZM188 221V222H187ZM191 221V222H190ZM198 221V222H197ZM110 222V223H109ZM120 222V223H119ZM146 222V223H145ZM168 222V223H167ZM187 222V223H186ZM196 222V223H195ZM89 223V224H88ZM92 223V224H91ZM103 223V224H102ZM144 223V224H143ZM151 223V224H150ZM177 223V224H175ZM187 225H185V224ZM193 223V224H192ZM202 223V225H204V227L200 224ZM91 224V225H90ZM99 224V225H98ZM118 224V225H117ZM136 224V225H135ZM143 224V225H141ZM150 224V225H149ZM155 224V225H154ZM160 224V225H158ZM168 224V225H167ZM190 224V225H189ZM115 225V226H114ZM135 225V226H134ZM139 225V226H138ZM164 225V226H163ZM170 225V226H169ZM87 226V227H86ZM163 226V227H162ZM179 226V227H178ZM187 226V227H186ZM193 226V227H192ZM171 227V228H170ZM174 227V228H173ZM203 229H202V228ZM85 228V229H84ZM93 228V229H92ZM115 228V229H114ZM146 228V230L144 229ZM165 228V229H164ZM168 228V229H167ZM173 228V229H172ZM188 228V229H187ZM198 228V229H196ZM201 228V229H200ZM205 228V229H204ZM206 228L208 230H206ZM258 228V230H257ZM108 229V230H107ZM118 229V230H117ZM135 229V230H134ZM138 229V230H137ZM185 229V230H184ZM214 229V228H213ZM250 233H249V231ZM253 229H256L253 231ZM122 230V231H121ZM171 230H173L171 232ZM177 230V231H176ZM111 231V232H110ZM119 231V232H117ZM121 231V232H120ZM136 231V232H135ZM146 231V232H145ZM188 231V232H187ZM193 231V233H192ZM202 231V232H201ZM206 231V232H205ZM210 232V234H215V232H218L221 234V236H219L220 234H216L218 237H222V238H218V240L215 238L216 235H213V237L209 236V234L207 232ZM260 233H259V232ZM3 232V231H1ZM0 232V254L2 257L1 259V264H11L12 263H19V264H24V261H22V259L24 258L23 256H25V258H27V256L29 254H31V251H28L27 250H20V249H15L14 247L12 248V246H9L7 244L6 246V243H8V241L6 242V240L3 241V239H7L6 237H4L5 233H1ZM168 232V233H167ZM171 232V233H170ZM197 232V233H196ZM202 235H201V233ZM235 232H236V235H235ZM238 232V233H237ZM246 234H245V233ZM248 232V233H247ZM263 232V233H262ZM145 233V234H144ZM181 233V234H180ZM183 233V234H182ZM185 233V234H184ZM199 233V234H198ZM204 233V234H203ZM207 233L208 237L210 238H213V239H206L205 234ZM255 233V235H254ZM3 236H2V235ZM93 234V235H92ZM135 234H138V235H135ZM172 234V235H170ZM179 236H178V235ZM193 236H191V235ZM198 234V237H202V238H198V239H202L201 242H197V241H194V238H196V235ZM237 234H238V237H237ZM262 234V235H261ZM96 235V237H95ZM107 235V236H106ZM111 235V236H110ZM149 235V236H148ZM170 235V236H169ZM183 235V236H181ZM185 235V236H184ZM189 237H188V236ZM204 235V236H203ZM240 235V236H239ZM245 235V236H243ZM254 235V236H253ZM91 236V237H90ZM136 236V237H135ZM143 238H142V237ZM193 237L192 238H190ZM236 236V237H235ZM253 236V237H252ZM126 237V238H125ZM181 237V238H180ZM186 240H185V238ZM189 239H188V238ZM243 237V238H242ZM3 238V239H2ZM92 238H95V239H92ZM111 238V240H108V239ZM114 238V239H113ZM139 238V239H138ZM170 238V239H169ZM205 238V239H203ZM237 238V240H236ZM249 241H248V239ZM257 238V239H256ZM101 239V240H100ZM146 239V240H144ZM197 239V238H196ZM195 239V240H196ZM215 239V240H214ZM242 239V240H241ZM244 239V240H243ZM247 239V240H245ZM89 240V241H87ZM115 240V241H114ZM128 240V241H127ZM170 240V241H169ZM176 240V241H174ZM182 240V241H181ZM187 242V243H184L183 242ZM190 240V243L191 241L193 240V242L190 244L191 246L189 247V241ZM207 240V241H205ZM211 240H213L214 242L211 243ZM241 240V241H239ZM260 240V242L258 241ZM96 241V242H95ZM98 241V242H97ZM111 241V242H110ZM138 241V242H137ZM148 241V242H147ZM178 241V242H177ZM181 241V242H180ZM205 243H204V242ZM238 241V243H237ZM96 244H95V243ZM122 242V243H121ZM127 242V243H126ZM136 242V243H135ZM140 242V243H139ZM151 242V243H150ZM180 242V243H179ZM211 244H214V245H211ZM235 242V243H233ZM247 242V243H246ZM256 242V244H255ZM4 243V245L2 244ZM105 245H104V244ZM117 243V245H116ZM132 243L134 245H132ZM148 243V244H147ZM182 243V244H181ZM201 244V245H198V244ZM232 243V244H231ZM244 243V244H242ZM92 244V245H91ZM131 244V245H130ZM138 247H137V245ZM140 244V245H139ZM146 244V245H145ZM169 244V245H168ZM188 246H187V245ZM195 244L197 246H195ZM206 244V245H205ZM207 244H210V245H207ZM241 244V245H240ZM247 244V245H246ZM257 244L259 246H257ZM91 245V246H90ZM142 245V246H141ZM150 245V246H149ZM155 245V246H154ZM168 245V246H167ZM174 245V246H173ZM178 245V246H176ZM180 245V246H179ZM184 247L182 248L181 247ZM184 245V246H183ZM216 245V246H215ZM235 245V246H234ZM254 245V246H253ZM3 246V247H2ZM125 248H129L130 253H126L125 252H121L123 250L124 247ZM131 248H130V247ZM147 246V247H146ZM154 246V247H153ZM195 248H193V247ZM257 246V247H256ZM11 247V248H9ZM108 247V248H106ZM121 247V248H119ZM140 247V248H139ZM166 247H167V250H166ZM180 247V248H179ZM211 247V248H210ZM4 248V249H3ZM9 248V249H8ZM139 248V249H138ZM148 250H147V249ZM150 248V249H149ZM172 248V249H171ZM182 248V249H181ZM191 251H189L190 249ZM206 248V249H205ZM236 250H235V249ZM243 248V249H242ZM258 248V250H256ZM120 249V250H119ZM181 249V250H179ZM184 249V250H183ZM189 249V250H188ZM198 249V250H197ZM204 249V252L203 250ZM208 249L211 251L209 252ZM213 249V250H212ZM239 251H238V250ZM245 249V250H244ZM252 249V250H251ZM2 250V251H1ZM5 250V251H4ZM107 250V252H106ZM117 250V251H116ZM151 250H152V253H151ZM155 252H154V251ZM178 250V252H177ZM183 250V251H182ZM196 250V252H195ZM216 250V251H215ZM220 250V251H218ZM241 250V251H240ZM253 250H255L254 253ZM20 253H17L19 252ZM112 251V252H111ZM145 251V252H144ZM182 251V252H181ZM218 251V252H217ZM229 251V252H228ZM242 251L243 254H242ZM8 253V254H5V253ZM25 252V253H24ZM137 254H136V253ZM160 252V253H159ZM177 252V253H176ZM203 252V254H201ZM206 252V253H205ZM226 252V253H225ZM248 252V253H247ZM252 252V253H251ZM14 253V254H13ZM28 253V254H26ZM112 253V254H111ZM118 255H117V254ZM134 253V254H132ZM162 253V254H161ZM183 253V255H182ZM190 253L189 257H188V254ZM193 253V254H192ZM208 253V254H207ZM211 253V254H209ZM221 255H220V254ZM235 253V254H233ZM260 253V254H259ZM3 254V255H2ZM107 254V255H106ZM110 254V255H109ZM152 254V255H151ZM177 254V255H176ZM198 254V255H197ZM206 254V255H204ZM226 254V255H225ZM233 256H232V255ZM237 254V255H236ZM239 254V255H238ZM247 254V255H245ZM11 255V257H10ZM114 255V256H113ZM120 255V256H119ZM125 255V256H124ZM127 255V256H126ZM155 255V256H154ZM179 255L180 256V259H179ZM194 255V256H193ZM212 255V257H211ZM214 255V256H213ZM217 255V256H216ZM235 255V256H234ZM249 255V256H248ZM253 255V256H252ZM20 256V257H18ZM151 256V257H150ZM153 256V257H152ZM191 256V257H190ZM206 256V257H205ZM224 256V257H223ZM240 256V257H239ZM243 256L245 257V259L243 258ZM252 256V257H251ZM14 258V259H11V258ZM23 257V258H22ZM110 257V259H109ZM123 259H122V258ZM232 257V258H231ZM258 261H257V259ZM99 258V259H98ZM127 258V259H126ZM147 258V259H146ZM150 258V259H149ZM175 258L177 261H175ZM183 258V260H181ZM190 258V259H189ZM207 258V259H205ZM210 258V259H209ZM215 258L217 260H215ZM218 258H219V261H218ZM221 258V259H220ZM240 258V259H239ZM256 260H255V259ZM107 262H106V260ZM117 259V260H116ZM119 259V260H118ZM188 259V260H187ZM194 259V261H193ZM200 259V260H199ZM213 259V260H212ZM14 262H13V261ZM24 260V259H23ZM150 260V261H149ZM185 260V261H184ZM252 260H255V261H252ZM23 263H22V262ZM105 261V262H104ZM112 261V262H111ZM169 261V262H167ZM172 261V262H171ZM174 261V262H173ZM188 261V262H187ZM230 261V262H229ZM239 261V262H238ZM248 261V262H247ZM261 261V262H260ZM125 262V263H124ZM127 262V263H126ZM142 262V263H141ZM177 262V263H176ZM199 262V263H198ZM211 262V263H210ZM219 262V263H218ZM221 263V264H222Z\"/></svg>",
  "mask_w": 264,
  "mask_h": 264
}]
</instances>
